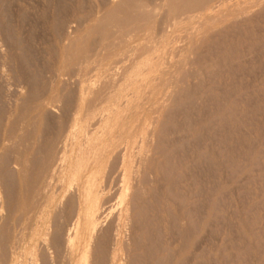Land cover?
<instances>
[{"label": "rangeland", "instance_id": "374dc122", "mask_svg": "<svg viewBox=\"0 0 264 264\" xmlns=\"http://www.w3.org/2000/svg\"><path fill=\"white\" fill-rule=\"evenodd\" d=\"M139 1H144L145 5L148 6V8H146V10H148V12L145 10L146 15L149 12L152 13V8L154 11V9L158 8V5H160L159 0H155V1L154 0H150V1L149 0H139ZM209 1H210V4L207 5L205 10L200 12L201 18H203V19H210V18L216 16V14H218V13L219 14L224 13V15L231 14V12L234 11L233 10L234 8L235 9L239 8L240 4H241L240 7L243 6L246 3L245 1H248V3H246V4H249L251 2L252 5H256V6L260 5V6L259 7H256V6L251 7V8H253L251 10L253 11L254 14L251 13L250 14L251 17L247 16L246 21L244 19L245 17H243V18L240 17L241 18L240 20L244 19V21L241 22L239 19L238 20L234 19L236 22L234 23V21H233V25H231L229 23L226 24V22H224V23H221L220 25L219 24H213L215 26H211V27L212 28L214 27V29H212L211 27H205L206 30H208V31L204 30V33L202 34L201 38L199 39V40H201L200 44H199V46L198 45L195 46V47H197V49L194 47V53H192L190 56V59H188L190 61L189 62L187 61L188 62L187 66L186 67L184 66L183 68L181 67L182 69H184V68L185 69L182 70L184 73L181 71L180 72L181 75L179 74L180 77H178V79H179L178 81H181V83L179 82L180 85L177 88H175L174 91H172V95H170V97H169L170 100L165 102L166 101V94L168 91V86L166 85L167 86L166 87L163 83H165L167 81L166 79H168V80L170 79L169 76L167 78V75L171 76L172 72L178 66L181 65L182 62L179 63L181 61L180 59L183 60V57H184V56L183 57L181 56L182 58L179 59L177 57L170 56L171 58H174L173 59L174 61L170 62V60L172 61V59L170 58V60H169V58L167 59L166 56H167V54L169 56V54L174 53L176 50H177L176 52L178 53L179 50L181 51L182 49H186L184 46L187 45V42L184 41L185 38L182 40V37L184 36L185 33L188 34V30L193 25L195 26L194 20H193L194 23L191 21L190 22L189 21H186V22L183 21V22L177 23L179 25H175V26H177L178 29L174 30V28H176L175 26H174V28L169 27V28H172L173 30L167 29V27H165L166 26L165 25L166 24V17H165L166 15H165V13H163L164 11L159 10L160 12L157 11V13H158V14H156L157 16L154 17L155 14H153V18H154V19L152 18L153 20H151V19H150V21L145 20V22H148V23H144V22L139 23L140 26H141V24H144L143 28H142V26L140 28L139 25H138V27H136L137 24H135V29L140 28L139 32H134L133 31L134 26H132V25H130L131 28H133L132 30H130L131 29L130 26H127V28H129V29L125 28L126 31L129 30V32H132V31L134 32V34L133 33L128 34V35L131 34L132 38L130 36V39H129L128 35H125V36H128L127 38H125L124 35H121V32H122V34H123V32L128 33L126 31H124L125 29H121V32H119L120 31L119 30L118 32L120 34L117 32V30H113L114 32L116 31L115 32L116 34L118 33L117 34L118 36L115 34L117 37L120 36L119 38H115L116 36H114L113 31H111L112 27L110 29V27L108 25V29H107V26H106V29H103L102 27L105 26L106 23L105 24L103 23L104 24L103 25V24H101V22H103V21H98V19L101 20L103 17H105L104 14L107 15V12L110 13L111 11H113L111 9L114 8L115 4L111 1H108V0L107 1L106 0H101V1L100 0H0V9H1L0 10V16H1V13L4 15V16L0 17L1 18L0 21L2 22V24H4V25H2L0 22V26H2L0 28V80H1L0 81V86H1L0 87V100H1L0 101V120H1L0 121L1 122L0 123V153H1L0 163H2V164H0V168H1L0 178L1 179L5 178V179L9 180V182H8V180H3L5 182L0 180V182H2L4 184L3 185L2 183H0V200H1V202H3L2 207L5 206V208H3L2 211H0V216L3 215V218H4L3 219L2 216L0 217V219L2 218L0 220V223H1L0 226L3 227V228H1V227L0 228H1V231L3 230L2 233L4 236L3 237L2 233L0 232V236L3 237V238L2 237L0 238V240H1L0 252L2 251L0 254V264H60V263L66 264L65 262H67V264H79L80 262L77 263L79 261L78 260L79 256L81 257V254L84 252V249H85L83 246H86L87 244H88V249L90 247L89 251L96 250L94 252L92 251L90 254V258L94 257L92 259V261L90 259V264H96L95 262H97L98 264H112V263L113 264H264V68H263L264 67V63H263L264 62V48H263L264 47V41H263L264 40V28H263L264 27V3L259 4V3H257V0H255V3H254V0H252V1H249V0H209ZM218 1H219V3H218ZM243 2H245V3H243ZM56 3H58V4H56ZM104 3H106V4H104ZM262 5H263V7H261ZM221 8H222V10H221ZM254 8H255V10L258 8L257 9L258 11L257 10L254 11ZM210 10H211V12H210ZM212 10L215 12L217 11L218 13H213ZM219 11H221V12H219ZM8 15H9V17H8ZM99 15H100V17H99ZM146 15H144V16H146ZM150 15L151 14H149V16ZM255 15H257V16H255ZM260 15H262L263 17ZM162 16H163V19H162ZM255 17H256V19H255ZM62 18L63 19L67 18L68 20H65V19L63 20ZM148 18H150V17H148ZM79 19H82V20H79ZM77 20H78V22H77ZM147 20H149V19H147ZM81 21L83 22L82 24H80ZM159 21L161 22V24ZM66 22H68V23H66ZM99 22L101 24L100 27L102 26L101 28L99 27ZM187 22H189V24L190 23L191 24L193 23V24L189 25V24H187ZM249 22H250V24H249ZM57 23H58V25H56ZM69 23H70V25H69ZM71 23H73V25ZM54 24H55V26H54ZM145 24H146V26H145ZM157 24H158V26H157ZM180 24L181 25L186 24V25L185 26L183 25V27L182 26L178 27V26H180ZM228 24H229V26L231 25L233 28H230L231 26L229 27ZM62 25H63V27H62ZM162 25L169 32V33L166 32V33H168V40H166L167 37H165V39L163 38L162 33L164 32L163 34H165L166 30H164ZM187 25H189V26H187ZM221 25H223L224 27ZM57 26L61 27V28H58ZM70 27L74 31L68 30V28L71 29ZM161 27L163 28L162 30H161ZM234 27H235V29H234ZM181 28H183V30ZM55 29H56V31H55ZM102 29L104 32L102 31ZM5 30H7V31H5ZM57 30H58V32H57ZM97 30H100V31H97ZM105 30H106V33H105ZM176 30L177 31L179 30L182 33L184 32V34H181L180 32H179L180 33L179 34ZM237 30H239V31H237ZM12 31L14 34H12ZM67 31L71 32V33L69 34ZM159 31L162 33H160ZM60 32H61V35H60ZM110 32L113 34H110ZM152 32L153 33L155 32V33L153 34ZM158 32L160 33V35H162V38L164 40L162 38L159 39L158 38L159 35H155V34H158ZM170 32L171 33L177 32V33H175V34H177V36L174 35L173 33L170 34ZM217 32H218V34H217ZM1 34H2V36H1ZM7 34L9 35V37ZM107 34H109L110 37L107 36ZM152 34L158 38V39L153 38L154 42L156 41V43H152L153 39L150 41V39L153 36ZM169 34H170V38H169ZM178 34L180 36L182 35V37L179 38V43H180L179 46H177V44H179V43H176L178 41L176 39H178V37H179ZM186 34H185V37H186ZM234 34H236L237 37ZM148 35H150V37H151V38H147L150 42H148V40L146 41V39H145V37ZM164 36H167V34ZM249 36L251 37V39L252 38L253 39L251 40ZM12 37H13V39H12ZM123 37H124V39H123ZM159 37H161V36H159ZM83 38H85V40H83ZM94 38H96L95 39L96 43L94 41ZM120 38L123 40H121ZM228 38H230V39H228ZM14 39H15V41H14ZM117 39H119V40H117ZM169 39L171 41L172 40H174V41L169 42ZM180 39L183 41V42L181 41L182 44L180 42ZM100 40H102V41H100ZM144 40H145V43L151 44V46L145 45V43L143 44ZM112 41H115V42L112 43ZM116 41H118L117 42L118 45L116 44ZM159 41H161V43H163V44L165 43L166 45H168V47L161 45V43H158ZM3 42H6L7 44L6 43L3 44ZM48 42H49V44H48ZM109 42H111V43L109 44ZM119 42H121V43H119ZM184 42L186 44H184V46L181 47ZM198 42L196 44H198ZM227 42H228V44H227ZM175 43H176V45H174ZM214 43L218 47L220 45L219 49ZM159 44L161 45L162 48L167 47L169 53H168V51H166V48L162 50L161 47H160V50L162 51V53L157 51V50L155 52L153 50V46L155 45V47L157 46L158 47L157 49H159V46H160ZM68 45H69V47L67 48ZM90 45H92V46H90ZM142 45H145V47L143 46V49L141 47ZM248 45H250V46H248ZM104 46H106V47L104 48ZM113 46H115V47H113ZM147 46H150V47L146 48ZM208 46L210 47V49H208L209 48ZM213 46L216 48H214ZM134 47H136L137 50H138V48H140L139 50H141V52L139 50H138L139 52L136 50V53H134V54H136V56H134V58H133L132 55H134V54H132V52H135V51H133V49L135 50ZM211 47H212V50H211ZM224 47L226 48V50L223 49ZM234 47H236V48H234ZM253 47L255 49H253ZM256 47H258V48H256ZM27 48L31 49V50L29 51ZM102 48H104V49L108 48L107 49L108 51L104 50ZM145 48L150 49V51L147 50L148 52H150V53H148V55H146L147 52H146ZM129 49H131V51ZM206 49H207V51H206ZM216 49H217V51H216ZM257 49H259V50H257ZM22 50H23V52H22ZM89 50H90V52H88ZM142 50H144V53H142L143 52ZM218 50L219 51L221 50L220 53L218 52ZM229 50H231V51H229ZM242 50H245V52L244 51L242 52ZM92 51H94V52H92ZM127 51L128 52L130 51L129 54L130 55L132 54V55L129 56ZM152 51H154V52H152ZM200 51H202V52H200ZM97 52L100 55H96ZM157 52L159 54H157ZM231 52H232V54H231ZM84 53H85V55H87V54H89V56L91 54L92 55L90 58L87 56L88 57L87 58L84 55ZM126 53L128 54V56ZM139 53L140 54L142 53L143 55L141 54V56H140ZM163 53L166 55V56L165 55L164 56L167 60H163L164 58H161V56L164 57ZM198 53H199V55H198ZM225 53H226V56H225ZM247 53H249V54H247ZM23 54L26 56H24ZM28 54H30V55H28ZM154 54H157L156 55L158 57V58L156 57L157 59L154 57L155 56ZM204 54L207 55L206 56L207 58L205 57ZM212 54H214V55H212ZM253 54H254V56H253ZM95 55H96V57H95ZM150 55H151L150 58L152 59V57H154L153 60L156 63H158V65H155L153 60L150 59L151 64H154L155 70L158 71V72L155 71V73H156L155 78H156V81H158L157 83L154 81H153L154 83H152L150 80L153 77H149V80L145 79L143 84H140L139 81H141L140 80L141 77H140V79L138 77L137 79L133 78L129 81V83H131L132 81L134 82V83L133 82L131 83V85H133L132 87H130L131 85H129V88L124 89V87H125V86L123 87V85H125V84H123L124 81L122 82V85L120 84L121 82L120 83L118 82L117 83L118 85L115 84L116 81L119 79V77L115 78L116 76H113L110 73H113V74L115 73L116 75H118L119 73H121V71H119V73L116 72L119 69L124 71V68H126L128 70L130 69L129 71H131L134 68L136 69V66L139 69L141 62L145 58L149 59ZM179 55H181V54H179ZM247 55L248 56L250 55V56L248 57ZM139 56H140V58H138ZM175 56H178V55H175ZM126 57H128V61H126ZM203 57H204V60L201 59ZM82 58H84V59H82ZM159 58H161L163 61H166V63L164 62L165 64H163L162 63L163 61ZM219 58H221L220 59L221 61L219 60ZM120 59H123L125 61L122 63V60L120 61ZM130 59H131V62H130ZM137 59L140 61V63ZM216 59L218 62H216ZM234 59H235V61L236 60L237 61L233 62ZM93 60L95 61V63ZM157 60H159V62ZM175 60H177V61H175ZM79 61L80 62L82 61V63H80ZM119 61L121 62L120 64H118ZM137 61L139 63L138 65H137ZM191 61H192V63H191ZM232 62H233V65H232ZM113 63L118 67L114 66ZM129 63L131 64V66H129L130 65ZM160 63L163 65L161 69H159V65H161ZM227 63H229L230 65ZM77 64H79V65H77ZM135 64H136V66H134ZM202 64H204V65H202ZM97 65H99V66L96 67ZM126 65H127V67L128 66L129 67L127 68ZM221 65L223 67V70H222ZM132 66H133V68H132ZM156 66H158V67H156ZM225 66H226V68H225ZM235 66H237V67H235ZM92 67H94L95 69H93ZM115 67L117 69H115ZM122 67H124V68H122ZM163 67H165V68H163ZM171 67H172V69H171ZM77 68H79V69H77ZM106 68L108 70H106ZM110 68L112 70H114L115 72L112 71ZM212 68H214V69L212 70ZM98 69L100 71H98ZM168 69H169V71H167ZM192 69H193V71H192ZM41 70H42V73H45V74L42 75V73H40ZM88 70H89V73H88ZM94 70H97V71H95V73H94L93 72ZM186 70H187V74H186ZM221 71H222V73H221ZM35 72H38L40 74V76L38 73H37V76H35L36 75ZM72 72H73V74H72ZM90 72H91V74H90ZM103 73H104V75H103ZM108 73L110 75H107ZM160 73H161V75H160ZM162 73L163 74L165 73V75H163ZM229 73H230V75H229ZM157 74H159L160 76L157 77ZM185 75L186 76L188 75V77H186ZM200 75L203 77H201ZM1 76H2V78H1ZM106 76H110V77H106ZM111 76L113 77V79ZM118 76H120V75H118ZM161 76H162V78H160ZM163 76H164V79H163ZM193 76L195 78L198 77L197 78L198 80L195 79ZM251 76H253V77H251ZM79 77H81V78H79ZM23 78H25V80H22ZM34 78H35V80H34ZM38 78H40L41 80ZM46 78L48 80L49 79L50 80L48 81ZM76 78H77V80H75ZM193 78H194V80H193ZM109 79L110 80L112 79V82H113V80H115L114 81L115 82L114 88L119 86V88H115L116 89L115 93H114V89L112 88L113 86H111V85H113V83H111V81ZM157 79H159L160 81ZM201 79L203 80V82ZM67 80H69V81H67ZM70 80H71V83H69ZM92 80H94V81H92ZM99 80H100V82H99ZM107 80H109L110 82L108 81L109 82L108 83ZM134 80H136V81H134ZM2 81H4V82H2ZM148 81H150L152 86L149 84ZM18 82H20V83H18ZM98 82L100 85L98 84ZM72 83H73V86H72ZM141 83H142V81H141ZM196 83H197V87H195ZM202 83H203V85H202ZM101 84L103 86L106 84L104 86L105 90L104 89L102 90L103 86ZM134 84H135V86L138 84L140 90L138 89V86L136 89ZM156 84H158V85H156ZM241 84H243V85H241ZM95 85L99 86L100 90ZM107 85H109L110 88H112V90H109L110 88H108L109 91L107 90L108 92L106 94H108L109 92H110L109 94H111V91H113L112 93L115 95L112 94V96H114V97H112L110 95L111 98L109 96L105 95L106 97H108V99L104 98V100H103L102 98L104 97L103 95L105 92H102V91H106V89H107L106 87H108ZM148 85H149V88H148L149 91L148 90L146 91L145 89H147L146 87ZM190 85H192V86H190ZM86 86L88 88L91 87V89H89L90 91H88V98L89 99L87 98V93H85L86 96L84 95L85 99L84 98L81 99V98H79L81 89L86 90V88H87ZM120 86L123 87V90H119ZM141 86H142V89H141ZM180 86H181L182 90L180 89ZM210 86H211V88H210ZM29 87L30 88L33 87V88L30 89ZM153 87H154V89H152ZM186 87H188V88L190 87V89H188ZM13 88H14V90H13ZM88 88H87V90H88ZM96 88H97V90H96ZM130 88H131V90H130ZM185 88L187 91L185 90ZM228 88H229V90H228ZM9 89H11V91ZM68 89H70V90H68ZM92 89H94V90L92 91ZM208 89H210L211 91L210 90L208 91ZM67 90L70 91L71 93L68 92ZM137 90H139V92H141V93H139ZM151 90L152 91L155 90V92H153L154 94H152V95H151V93H152ZM193 90L196 91L197 93H193L194 92ZM197 90H199V92ZM97 91H99L103 95L98 93ZM120 91H123V93H121ZM94 92H97V93H94ZM143 92H145V94ZM147 92H148V94H147ZM163 92L165 94V97L163 96L164 94H162ZM185 92H186V94H185ZM231 92H232V94H231ZM13 93H15L16 95ZM131 93L132 94L135 93V95L133 96ZM241 93H243V94H241ZM10 94H11V97H10ZM36 94H38V95H36ZM67 94H69V95H67ZM94 94H98V95L100 94L101 98L98 97V95L95 97ZM122 94H126V96H127L126 98H128V99L130 98V100L125 99L124 95H123L124 97L121 99L120 96ZM228 94L232 95V97L229 96ZM39 95H41V96H39ZM89 95H91V96L89 97ZM118 95L120 98L118 97ZM130 95H132V96H130ZM149 95H151V97ZM153 95H154V97H153ZM203 95H205L204 96L205 98L203 97ZM68 96H69V98H68ZM70 96H71V98H70ZM172 96H173V98H172ZM183 96L185 97L184 99H183ZM30 97H31V99H30ZM62 97H63V99H62ZM74 97H77V98H74ZM93 97H95V98H93ZM115 97H117V98H115ZM201 97H203V98H201ZM72 98H74V99H72ZM196 98H197L198 102L200 101L199 103L195 102ZM68 99H71V101ZM93 99L94 100L96 99L97 106L95 105V103H93L91 105V102L92 101L94 102ZM97 99L101 100L103 102H101V101H100L101 103L97 102L98 101ZM114 99H116V100H114ZM117 99H119V100H117ZM123 99H124V101H121ZM136 99H137V101H136ZM163 99H165V101ZM193 99H194V101H191ZM72 100H73V103H72ZM88 100L91 101L89 104H90V106H92V112H91V109H89L88 111L93 116H91V114H88V111H87V107L89 108V105L86 102H89ZM138 100H140V101L142 100V102H140ZM24 101H26L27 105L25 103H23ZM66 101H70L71 104L69 102H66ZM104 101L106 104L104 103ZM115 101L118 103H119V101H121L120 105H119L121 108L115 109V111L112 109L110 110L111 105H112V107L115 106V107H113V109L119 107L118 103H116ZM202 101H203V103H202ZM257 101H259V102H257ZM193 102L195 103V105ZM205 102H207L208 104ZM20 103H21V105H20ZM57 103H58V106H57ZM102 103H103V105H102ZM164 103H166V106H163ZM179 103L181 105H179ZM187 103H188V105H185ZM220 103H221V105H220ZM225 103H227V104L225 105ZM69 104H70V106H69ZM93 105L96 107H94ZM100 105H102V106H100ZM105 105L107 106V108L104 107ZM124 105L128 109L127 113H126V117L124 118L125 120L123 119V122L121 124H119V126L117 125L116 128H115V126L112 127L111 132H109L110 130L108 129L106 131L107 133H105L106 124H105V122L103 123V121H104L103 119L106 118L105 116H108V115L110 117H111V115L114 116V114L116 112H118L119 110H122L125 107ZM176 105H177V107H176ZM189 105H191L190 108H188ZM99 106L103 109H101ZM178 106L179 107L182 106V108H179ZM201 106H202V108H201ZM20 107H22L23 109ZM98 107L100 110L98 109ZM104 108L106 109V111H104L105 113L107 111L108 112L110 111V112H113V114L111 113V115L110 114L107 115V113H106V115L105 114L102 115L103 119L101 121L100 116L103 113L102 111L105 110ZM129 108H131V109H129ZM21 109L23 110V112ZM61 109L65 110V111L63 112ZM166 109L170 112H167ZM181 109H182V111H180ZM194 109H195V111H193ZM69 110H70V112H69ZM94 110H96V111H94ZM116 110H118V111H116ZM56 111H57V113H55ZM165 111H166V114H165ZM85 112L88 116L85 114ZM99 112H100V115L97 116V118H98L97 120L101 121V122L98 123V121L94 120V118L96 119V115L99 114ZM194 112H195V114H193ZM63 113L64 114L66 113V114L64 115ZM183 113H185L186 115ZM60 114H61V116H60ZM225 114L227 117L225 116ZM46 115H49V117ZM174 115L176 118L174 117ZM184 115L187 117H185ZM167 116H169V117H167ZM66 117H67V119L69 117L68 121H67ZM90 117H94V118H91L93 120H90ZM184 117H185V119H184ZM189 118L192 120L190 121ZM84 119H85V121H84ZM54 120H55V122H53ZM60 120L61 121L63 120L65 122L62 121L63 122L62 123V122H60ZM188 120H189V122H188ZM81 121H83L85 123H83ZM87 121H88V123H86ZM89 121H91V123L93 125H94V122L96 121V123H98L101 126V128L105 127L104 128L105 130L102 129V132L104 134L102 132H100L101 128H100V126H97L98 124H96L93 127V125L91 123H89ZM154 121H156L155 127L153 128V126H152V128L150 130L149 129L150 124L151 123L153 124ZM184 121H185V123H184ZM176 122H178V123H176ZM67 123H69V124H67ZM146 123L148 124L146 126L147 127L149 126L148 128L145 126ZM180 123H181V125H180ZM187 123L189 124V126L187 125ZM60 124H62V125H60ZM65 124H66V126H65ZM85 124H87V125H85ZM75 125H76V128H75ZM164 125H166V126H164ZM240 125H241V127H240ZM77 126H78V128H77ZM85 126L86 127L88 126L89 128H92V129L89 130V132H88L89 128H86ZM31 127H33V128H31ZM47 127H49L50 130ZM95 127H96L95 132H97V133L94 134V132L92 133V131L94 130ZM123 127H125V129L122 131ZM206 127H208L209 129ZM74 128L76 129V131ZM164 128L166 130H164ZM70 129H73V131L71 132ZM98 129H99V131H98ZM115 129H116V131H115ZM143 129L145 130L144 132H143ZM146 129H148V131ZM182 129H183V131H182ZM214 129H215V131H214ZM84 130L86 132L90 133V135L85 133ZM152 130H154V136L152 139L153 140L152 146H149L150 143H148L147 144L148 147H146L145 144H143V143H145V142L147 143V141L149 140L148 138L150 136V135L148 136L147 133L150 134L152 132ZM27 131H28V133H27ZM166 131H167V133H166ZM82 132H83V135H85V134L89 135V140H91L90 142H89V140L87 141L88 137L86 138V136L82 135ZM163 132H165V133H163ZM111 133H113V134H111ZM141 133H143L142 135H144L146 133V136H148V137L147 138L144 136L142 137L140 135ZM203 133H205L206 135ZM72 134L73 135L76 134L75 139L73 138L75 135L72 136ZM99 134L101 135L100 137H104V139L103 138L99 139L100 138V137L98 138ZM102 134H103V136H102ZM10 136L13 139L10 138ZM42 136H44V137L41 139ZM55 136H56V138H55ZM81 136L83 138H81ZM95 136L99 141L95 138ZM115 136H117V137H115ZM138 136H141V139L142 138L143 139L141 140L140 137H138ZM167 136H169V137L171 136V137L169 138ZM37 137H38V139H37ZM90 137L92 139H90ZM7 138H9V139H7ZM26 138H27V140H26ZM115 138H116V140H115ZM144 138L147 140H145V142L141 143L140 140L144 141ZM215 138H216V140H215ZM77 139H80V140L78 141ZM94 139H96L97 141L96 140L94 141ZM106 139H108V140H106ZM111 139H113V140H111ZM135 139H136V141H135ZM138 139H139V143H138ZM23 140H25V141H23ZM84 140L87 141L86 144L89 146H87L85 144ZM45 141H47V142H45ZM150 141H151V137H150ZM81 142L84 143V147L86 148V151L87 150H90V151L93 150L91 152L92 155L94 154L92 156V158L94 156H96V157H94L96 160L93 158V160H95L96 163H95V166H92L94 164L89 163L87 165L88 162L87 163L85 161L82 162V164H83L81 166L82 168L80 167L81 171L80 170L78 171V173H79L78 175H79L80 179H78V175L76 174L77 175V177H76L75 174L72 173V170L74 169V166L76 165V161L74 162V160H76V157H77L76 154H78L79 151H80V153L85 152L84 151L85 148L83 147V143H81ZM131 142H132V146H131ZM202 142H204L203 145H201ZM62 143H66L67 145L66 144L64 145ZM92 143H94L95 145L94 144H93L94 146L91 145ZM79 144H81L82 146H80ZM104 144H107V145L103 146ZM126 144H127V146H125ZM137 144H138V146H137ZM140 144H141V146L144 145L143 149L141 148ZM169 144H171V145H169ZM187 144H188V146H187ZM10 145H11V147H10ZM129 145L134 149H132ZM133 145L134 146L136 145L135 146L136 148ZM47 146H48V148H47ZM62 146L64 147L65 150L68 149L67 151H65V154H61L62 151H59V150H63ZM100 146H101V148H100ZM27 147H29V148H27ZM51 147H53V148H51ZM73 147H75V148H73ZM88 147H90V149ZM92 147H94V149ZM98 147L100 149H95ZM103 147H105V148H103ZM124 147H126V148H124ZM36 148H38V149H36ZM77 148H79L78 149L79 151L77 150ZM81 148L83 150H80ZM12 149L15 151L14 153H10V152H13ZM39 149H40V151H39ZM102 149H104L103 150L104 152L102 151ZM147 149H149L148 153H147ZM165 149H167V150H165ZM37 151L40 154L37 153ZM72 151H74V152L72 153ZM100 151H102L103 154H101L102 152H100ZM131 151H133V152H132V155L129 157L130 159L126 158L131 154ZM173 151H176L177 153L173 152ZM7 152H9L11 155ZM2 153H4V154L2 155ZM6 153H7V155H6ZM16 153H18L17 156H16ZM48 153H50L52 155H50ZM56 153L58 155L59 154L62 155V157L64 156V158L66 157L65 158L66 160L63 161L64 158H62L60 155L58 156ZM62 153H64V151ZM123 153L125 155H123ZM146 153H147V155H146ZM43 154H44V156H43ZM139 154L141 156L142 155H145V156L140 157ZM31 155H32V157H31ZM135 155H137V156H135ZM117 156H118V159H117ZM152 156H153V158H151ZM6 157L8 158V160L10 159L8 162H6V160H4V159H7ZM47 157H48V159H47ZM54 157L56 159H54ZM99 157H100V159H99ZM59 158H60V160H59ZM139 158L140 159L145 158V159L140 160ZM35 159H36V161H35ZM61 159L63 162H60ZM135 159H139L138 160L139 163ZM37 160L39 163L37 162ZM117 160H119V161H117ZM121 160H122V162L124 160L125 161L128 160L125 163V167L122 164ZM134 160L138 163V165ZM144 160H146V161H144ZM57 161L59 163H57ZM140 161H141V163H144V164H141ZM142 161H144V162H142ZM54 163H56V164H54ZM63 163H64V165H60ZM131 163H132V165H131ZM145 163H147V164H145ZM154 163H155V165H153ZM4 164L8 165V166H5ZM4 166H5V168H4ZM15 166H16V169L18 168L17 170L13 169V168H15ZM2 167L4 168V170ZM225 167H226V169H225ZM151 168L153 171L151 170ZM39 169H40V171H38ZM60 169H61V171H60ZM84 169H86V170H84ZM131 169H132V171L133 170L134 171L132 172ZM24 170H25V173H24ZM144 170H146V171H144ZM137 171H138V173H137ZM22 172L24 175L22 174ZM113 172H115V173H113ZM125 172H126V174H125ZM13 173H15L16 176ZM31 173H32V175H31ZM145 173H146V175H148V177L145 176ZM42 175H43V177H42ZM89 175H90V177H89L90 180H88ZM106 175L108 177H106ZM129 175H130V177H129ZM137 175H138V177H137ZM163 175H165V177ZM14 176L17 179L14 178ZM28 176H29V178H28ZM124 176H126V177H124ZM12 177H13V179H12ZM36 177H38V178H36ZM92 177H94L95 179ZM128 177L130 179V182L131 181L134 182L133 184H135V186L137 187V188L134 187V189H133V191H134L136 188V192L134 191L135 193H132L133 194L132 197L134 196L132 198V200H133L132 204L133 205L130 206V210H129L130 214L128 213L129 218L131 216L132 219L128 218L127 220L123 219V220L115 221V222L112 221L116 225L113 224L112 222H110L111 228L109 227V223H107L108 226L107 225L104 226V227H107L106 228L107 232L103 227L102 231L100 230V231H97L96 234L94 233V238H93V236L90 237V231H88L89 230L88 227L84 225V219H83V217H84V204H82V197L80 198L81 187L83 185L85 186V184H87V183L91 184L90 183V181L92 182L91 179H94L93 182H96V184L94 183L95 185H93V182H92V184L90 185L92 188L89 187L90 191L88 190L89 193H87V194H90V196H91V194H92V196H93V194L97 195L98 193L100 194V190H101L105 197L102 195V193H101L102 197L100 195H97V196H93V197L91 196V198L89 199V196H88L89 202H91L93 198L97 197L95 199V201H96L100 196L101 198L99 199V201L100 202H103V200L105 202L107 201V202H109V206H111V205L113 206L114 204L117 203L115 206H113V208H115L117 210V208H119L120 206H123V203L121 204L119 202L120 201L119 199H121L119 192L121 193L120 190L126 184L125 183L126 180H129ZM62 178H63V180H62ZM74 178H75V180H74ZM114 178H117L118 180L114 179ZM143 178H144V181H143ZM148 178L150 179V181ZM166 178H167V180H166ZM31 179H33V181ZM38 179H39V181H38ZM107 179H108V181H106ZM137 179H138V181H137ZM140 179H141V181H140ZM87 180L89 182H87ZM164 180H166V181H164ZM15 181L17 183H14ZM61 181H63V182H61ZM145 181H146V184H145ZM12 182L14 184H16L17 186L16 185L14 186ZM28 182L30 185L28 184ZM8 183L11 184V185L9 184L10 186L8 185L10 188L6 185ZM70 183H73V184L70 185ZM122 183H125V184L121 185ZM89 184H88V186H89ZM138 184H140V187ZM159 184H160V186H159ZM2 185L5 186V188ZM68 186L69 187L72 186V187L67 188ZM93 186L95 189H93ZM104 186L107 188V190H104L106 194L102 190V189H104V188H102ZM48 188L49 189L51 188V189L49 190ZM57 188H58V190H57ZM92 189H93V191L91 192ZM141 189H143V190H141ZM7 190L9 192L8 195H7ZM11 190H13V192ZM32 190H34V192ZM44 190L46 193L44 192ZM67 190H69V191H67ZM167 190H168V192H167ZM23 191L25 192L24 194H23ZM39 191H40V193H39ZM54 191H55V193H54ZM85 191H87V190H85ZM10 192H12V193L10 194ZM74 192H75V194H74ZM63 193H65V194H63ZM138 193L139 194L141 193V194L136 195ZM4 194H6V195L4 196ZM112 194H113V196H112ZM149 194H151V195H149ZM168 194H170V196ZM115 195H117V196H115ZM39 196H40V198H38ZM114 196L116 198H114ZM119 196H120V198H119ZM15 197H16V199H15ZM103 197H104V199H103ZM28 199L30 200V202ZM34 199H37V200H34ZM4 200L7 201V203L4 202ZM113 200H114V202H113ZM134 200H136V201H134ZM37 201H39V202H37ZM36 202H37V204H36ZM97 203H99V202H97ZM118 203H120L121 205ZM148 203L150 204V206ZM34 204H35V206H33ZM41 204H42V206H41ZM23 206L24 207L26 206V207L23 208ZM134 206H136V207H134ZM65 207H67V208H65ZM73 207L74 208L76 207V208L73 209ZM101 208L102 207L100 205L98 213L100 212V210L103 209V208L102 209ZM136 212H138V213H136ZM8 213H10V214H8ZM59 213H60V215H63V216H60ZM72 213L73 214L75 213L74 216ZM4 215H5V217H4ZM70 216H72V217H70ZM8 217H10V218H8ZM65 217H67V218H65ZM19 218H21V220H19ZM137 218H138V220H137ZM8 219H9V222H7ZM38 219H40V220H38ZM2 220H4L5 222L4 221L2 222ZM74 220H77V221H74ZM134 220H136V221L134 222ZM19 221H20V223H19ZM69 221H70V223H68ZM130 221L132 222V224ZM78 223H79V235L77 236V238L74 239V241L72 243L73 247L72 246L69 247L66 245V239H65L66 234H67L66 232H68V231L71 232L72 231L70 229L71 226L74 228L75 224H78ZM111 223H112V225H111ZM59 224H60V226H59ZM117 225H118V227H117ZM128 225H130V226H128ZM17 226H18V228H17ZM4 227H5V230H4ZM63 227H64V229H63ZM112 227L114 230L112 229ZM58 228L60 229L61 232L59 231ZM61 229H63V230H61ZM108 229H109V231H108ZM110 230H113V231L110 232ZM126 231H129V232H126ZM52 232H53V234H52ZM62 232H63V234H62ZM113 233H115V235H113ZM6 235H7V237H6ZM96 235H99V237H97ZM100 235H103L104 237L100 236ZM123 235H124V237H123ZM129 235L130 236L132 235V236L130 237ZM115 236H117V237H115ZM19 238H20V240H19ZM117 238H118V240H117ZM109 241H110V243H109ZM57 242H58V244H57ZM90 242H92V243L89 244ZM127 244H129V245H127ZM63 245H64V247H63ZM95 246H97V247H95ZM112 248H114V249H112ZM126 248L127 249L129 248V250H127ZM100 249L103 251L101 252ZM104 249H105V251H104ZM101 255H102L103 259L101 258ZM106 255H107V258L109 257L108 259H105ZM76 258H77V260H76ZM112 258L115 260H113ZM131 258H132V260H130ZM123 259H124V261H123ZM58 260H59V263H58ZM80 261H81V259H80Z\"/></svg>", "mask_w": 264, "mask_h": 264}, {"label": "bare ground", "instance_id": "6f19581e", "mask_svg": "<svg viewBox=\"0 0 264 264\" xmlns=\"http://www.w3.org/2000/svg\"><path fill=\"white\" fill-rule=\"evenodd\" d=\"M100 1H101V0H100ZM106 1H107V0H106ZM108 1H111V2H113V3L115 4L114 8L111 9V10H113V11H111L110 13L107 12V15L104 14V15H105V17H103L104 19H103V18H102L101 20L98 19V21H103V22H101V24H103V23H104V24H105V23L107 24V25L105 24V26H103V27L101 26L103 29H106V26H107V29H108V25H109L110 29H111V27H112V30H111V31H113V30H117V32H118V31L120 30L119 32H121V29H125V28H127V26L132 25V26H134V30H133V31H134V32H139V29L141 28V26H142V28L144 27V26H143L144 24H141V26H140L139 23H143V22H144V23H148V22H145V20H146V21H150V19L153 20V19H154V18H153V14H155L154 17L157 16L156 14H158L157 11H159V10H160V11H161V10L164 11L163 13H165V15H166V16H165V15H164V16L166 17V24H165L166 26H165V27H167V29H171V30H173L172 28H169V27H173V28H174L175 25H179V24H177V23H180V22H183V21H185V22H186V21H189V22L191 21V22H193V23H194V21H195V26H194V25H193L194 27H193V26H192V27L190 26L192 29H191V28H190V29L188 28V29H189V30H188V34L185 33V34H186V37H185L184 32L182 33V32H180L179 30H178V31L176 30L178 33L180 32L181 34H184L183 37H182V35H181V36L179 35L180 33L178 34V35H179L178 39L175 38L176 40H178L176 43H179V38H180V37H182V40L185 38L184 41L187 42V45L184 46V44H186V43L184 42L183 45H182L181 47L184 46L186 49H182L181 51L178 49V50H179L178 53L176 52L177 50L175 51L176 53L173 51L174 53L169 54V56H168V54H167L168 57L164 54L165 52L163 53V56L165 55L167 59L169 58V60H170V58H171L170 56H172V57H177V58H179V59L182 58V57L184 56V57H183V60L180 59L181 61L179 62V63L182 62V63H181L182 66H181V65L178 66V67L172 72L171 76H170V75H167V78H168V76H169L170 79H169V80L166 79V80H167V81L165 82L166 84L163 83L165 86H166V85L168 86V91H167V94H166V101H165V99H163L165 102H167L168 100H170L169 97H170V95H172V91H174V89L177 88V87L180 85L179 82L181 83V81H178V80H179L178 77H180V75H181L180 72H181L182 70L185 69V68H184V69H182V68H183L184 66L186 67V66H187V63L190 61V60H188V59H190L191 54L194 53V47L197 46V45L199 46L200 41H201V40H199V39L201 38L202 34L204 33V30H205V31H208V30H206L205 27L215 26V25H213V24H219V25H220L221 23H224V22H226V24L229 23V24L233 25V21H234V23L236 22L234 19H237V20L239 19V20H240V19H241L240 17H242V18L245 17L244 19H245V21H246V20H247L246 17H247V16H250V14L253 13V11L251 10V9H253V8H251V7L256 6V5H252L251 2H250L249 4H246V3H248V1H245L246 3L243 2V3L246 4V5L244 4L245 6L242 4L243 6L240 7V5H241V4H240V5H239V8H237V7H236L237 9L234 8V9H233L234 11H232L231 14H228V15H224V13H220V14H219L217 11L215 12V11L212 10L213 13H218V14H216V16H214V17H212V18H210V19H203V18H201V13H200V12H202L203 10H205V8L207 7V5L210 4V1H209V0H159V1H160V5H158V8L155 7L156 9H154V11H153V8H152V13L149 12V13H147V15H146L145 10H146V8H148V6L145 5L144 1H139V0H108ZM149 1H150V0H149ZM154 1H155V0H154ZM249 1H252V0H249ZM57 2H58V1H57ZM104 2H105V1H104ZM230 2H231V1H230ZM93 3H94V2H93ZM108 3H109V2H108ZM218 3H219V1H218ZM228 3H229V2H228ZM254 3H255V0H254ZM257 3L262 4V3H264V1H263V0H259V1L257 0ZM52 4H53V3H52ZM56 4H58V3H56ZM100 4H101V3H100ZM104 4H106V3H104ZM222 4H223V3H222ZM224 4H225V3H224ZM259 4H258V5H259ZM217 6H218V5H217ZM225 6H226V5H225ZM259 6H260V5H259ZM259 6H256V7H259ZM261 7H263V5H262ZM3 8H4V7H3ZM102 8H103V7H102ZM216 8H217V7H216ZM214 9H215V8H214ZM217 9H218V8H217ZM219 9H220V8H219ZM257 9H258V8H257ZM257 9H256V10H257ZM0 10H1V9H0ZM2 10H3V9H2ZM149 10H150V9H149ZM221 10H222V8H221ZM256 10H255V8H254V11H256ZM143 11H144V12H143ZM146 11L148 12V10H146ZM160 11H159V12H160ZM257 11H258V10H257ZM142 12H143L144 14H143ZM210 12H211V10H210ZM219 12H221V11H219ZM105 13H106V12H105ZM255 13H256V12H255ZM261 13H262V12H261ZM261 13H260V14H261ZM92 14H93V13H92ZM92 14H91V15H92ZM142 14H143V15H142ZM149 14H151V15L149 16ZM253 14H254V13H253ZM256 14H257V13H256ZM88 15H89V14H88ZM144 15H146V16H144ZM2 16H4V15L1 13V16H0V17H2ZM5 16H6V15H5ZM21 16H22V15H21ZM71 16H72V15H71ZM71 16H70V17H71ZM202 16H203V15H202ZM211 16H212V15H211ZM255 16H257V15H255ZM260 16H262V15H260ZM260 16H259V17H260ZM8 17H9V15H8ZM19 17H20V16H19ZM67 17H68V16H67ZM85 17H86V16H85ZM99 17H100V15H99ZM101 17H102V16H101ZM148 17H150V18H148ZM250 17H251V16H250ZM262 17H263V16H262ZM262 17H261V18H262ZM80 18H81V17H80ZM87 18H88V17H87ZM152 18H153V19H152ZM248 18H249V17H248ZM0 19H1V18H0ZM3 19H4V18H3ZM62 19H63V18H62ZM64 19H65V18H64ZM64 19H63V20H64ZM147 19H149V20H147ZM160 19H161V18H160ZM162 19H163V16H162ZM231 19H232V20H231ZM244 19H243V20H240V21L242 22V21H244ZM250 19H251V18H250ZM255 19H256V17H255ZM257 19H258V18H257ZM262 19H263V18H262ZM65 20H68V19L66 18ZM79 20H82V19H79ZM87 20H88V19H87ZM193 20H194V21H193ZM253 20H254V19H253ZM3 21H4V20H3ZM60 21H61V20H60ZM75 21H76V20H75ZM240 21H239V22H240ZM0 22H1V21H0ZM68 22H69V21H68ZM68 22H66V23H68ZM77 22H78V20H77ZM159 22H160V21H159ZM189 22H187V24H189ZM253 22H254V21H253ZM62 23H63V22H62ZM82 23H83V22L81 21L80 24H82ZM193 23H192V24H193ZM1 24H2V22H1ZM6 24H7V23H6ZM64 24H65V23H64ZM71 24L73 25V23H71ZM101 24H100V22H99V27H100ZM104 24H103V25H104ZM135 24H137L136 27H138V25H139L140 28L135 29ZM160 24H161V22H160ZM190 24H191V23H190ZM190 24H189V25H190ZM192 24H191V25H192ZM229 24H228V26H229ZM249 24H250V22H249ZM260 24H261V23H260ZM2 25H4V24H2ZM56 25H58V23H57ZM69 25H70V23H69ZM72 25H71V26H72ZM183 25H184V24H183ZM183 25L180 24V26H178V27H181V26L183 27ZM185 25H186V24H185ZM185 25H184V26H185ZM189 25H187V26H189ZM231 25H230V26H231ZM244 25H245V24H244ZM51 26H52V25H51ZM54 26H55V24H54ZM65 26H66V25H65ZM75 26H76V25H75ZM97 26H98V25H97ZM97 26H96V27H97ZM145 26H146V24H145ZM157 26H158V24H157ZM162 26H163V25H162ZM216 26H217V25H216ZM221 26H223V25H221ZM230 26H229V27H230ZM242 26H243V25H242ZM247 26H248V25H247ZM1 27H2V26H0V28H1ZM57 27H58V26H57ZM62 27H63V25H62ZM101 27H100V28H101ZM104 27H105V28H104ZM113 27H114V28H113ZM175 27H176V28H174V30H175V29H178L177 26H175ZM223 27H224V26H223ZM226 27H227V26H226ZM58 28H61V27H58ZM65 28H66V27H65ZM70 28H71V27H70ZM130 28H131V26H130ZM157 28H158V27H157ZM163 28H164V26H163ZM163 28L161 27V30H162ZM184 28H185V27H184ZM204 28H205V29H204ZM211 28H212V27H211ZM211 28H210V29H211ZM230 28H233V27L231 26ZM246 28H247V27H246ZM263 28H264V27H263ZM103 29H102V31H103ZM127 29H129V28H127ZM132 29H133V28H131L130 30H132ZM167 29L164 28V30H166V31H165V34H163L164 32H163V33L160 32L161 30L159 31L160 33H162L164 39H165V37H167L166 40H168V33H169V32L167 31ZM181 29L183 30V28H181ZM208 29H209V28H208ZM212 29H214V27H213ZM212 29H211V30H212ZM234 29H235V27H234ZM234 29H233V30H234ZM240 29H241V28H240ZM258 29H259V28H258ZM258 29H257V30H258ZM260 29H261V28H260ZM53 30H54V29H53ZM59 30H60V29H59ZM62 30H63V29H62ZM68 30H73V29H72V28H71V29L68 28ZM135 30H136V31H135ZM137 30H138V31H137ZM164 30H163V31H164ZM171 30H170V31H171ZM226 30H227V29H226ZM5 31H7V30H5ZM55 31H56V29H55ZM55 31H54V32H55ZM63 31H64V30H63ZM73 31H74V30H73ZM97 31H100V30H97ZM124 31H126V29H125ZM133 31H132V32H129V30H128V31H126V32H128V33L123 32V34H122V32H121V35H124L125 38H127V37L129 36V39H130L131 34H130V35H128V34H129V33H133V34H134ZM229 31H230V30H229ZM229 31H228V32H229ZM235 31H236V30H235ZM237 31H239V30H237ZM243 31H244V30H243ZM57 32H58V30H57ZM65 32H66V31H65ZM67 32H68V31H67ZM103 32H104V31H103ZM115 32H116V31H115ZM115 32L113 31L114 36H116V35L119 33V32H118V33L116 34ZM159 32H158V34H155V35H159V36H161V37L158 36V38L160 39V38H162V35H160ZM166 32H168V33H166ZM177 32H172V33H173L174 35L177 36V34H175V33H177ZM228 32H227V33H228ZM230 32H231V31H230ZM233 32H234V31H233ZM247 32H248V31H247ZM254 32H255V31H254ZM68 33L70 34L71 32H68ZM105 33H106V30H105ZM113 33L110 32V34H113ZM147 33H148V32H147ZM152 33H153V32H152ZM154 33H155V32H154ZM154 33H153V34H154ZM172 33L170 32V34H172ZM223 33H224V32H223ZM3 34H4V33H3ZM5 34H6V33H5ZM12 34H14L13 31H12ZM98 34H99V33H98ZM115 34H116V35H115ZM119 34H120V33H119ZM153 34H152V35H153ZM166 34H167V36H164V35H166ZM170 34H169V38H170ZM213 34H214V33H213ZM217 34H218V32H217ZM217 34H216V35H217ZM230 34H231V33H230ZM246 34H247V33H246ZM250 34H251V33H250ZM7 35H8V34H7ZM10 35H11V34H10ZM60 35H61V32H60ZM95 35H96V34H95ZM125 35H128V36H125ZM152 35H151V36H152ZM155 35H153L152 38L150 37V35L146 36V37H145L146 41L148 40L147 38H151L150 41H151L153 38L158 39ZM174 35H173V36H174ZM223 35H224V34H223ZM234 35H236V34H234ZM247 35H248V34H247ZM1 36H2V34H1ZM3 36H4V35H3ZM51 36H52V35H51ZM56 36H57V35H56ZM64 36H65V35H64ZM101 36H102V35H101ZM107 36H109V34H107ZM111 36H112V35H111ZM114 36H113V37H114ZM117 36H118V35H117ZM117 36H116L115 38H119V37H120V36H119V37H117ZM176 36H175V37H176ZM219 36H220V35H219ZM227 36H228V35H227ZM231 36H232V35H231ZM231 36H230V37H231ZM8 37H9V35H8ZM58 37H59V36H58ZM83 37H84V36H83ZM109 37H110V36H109ZM113 37H112V38H113ZM124 37H123V39H124ZM236 37H237V35H236ZM249 37H250V36H249ZM259 37H260V36H259ZM61 38H62V37H61ZM97 38H98V37H97ZM115 38H114V39H115ZM131 38H132V36H131ZM163 38H162V39H163ZM172 38H173V37H172ZM172 38H171V39H172ZM241 38H242V37H241ZM2 39H3V38H2ZM12 39H13V37H12ZM95 39H96V38H94V41H95ZM98 39H99V38H98ZM109 39H110V38H109ZM114 39H113V40H114ZM120 39H121V38H120ZM123 39H121V40H123ZM164 39H163V40H164ZM173 39H174V38H173ZM221 39H222V38H221ZM228 39H230V38H228ZM228 39H227V40H228ZM244 39H245V38H244ZM250 39H251V37H250ZM252 39H253V38H252ZM252 39H251V40H252ZM60 40H61V39H60ZM83 40H85V38H83ZM102 40H103V39H102ZM102 40H100V41H102ZM115 40H116V39H115ZM117 40H119V39H117ZM166 40H165V41H166ZM182 40L180 39V42H181ZM235 40H236V39H235ZM247 40H248V39H247ZM14 41H15V39H14ZM76 41H77V40H76ZM100 41H99V42H100ZM103 41H104V40H103ZM150 41L148 40V42H150ZM170 41H171V40L169 39V42H170ZM172 41H174V40H172ZM172 41H171V42H172ZM198 41H199V42H198ZM263 41H264V40H263ZM42 42H43V41H42ZM44 42H45V41H44ZM74 42H75V41H74ZM99 42H98V43H99ZM113 42H115V41H112V43H113ZM117 42H118V41H116V44H117ZM124 42H125V41H124ZM182 42H183V41H182ZM182 42H181V44H182ZM197 42H198V44H196ZM204 42H205V41H204ZM219 42H220V41H219ZM237 42H238V41H237ZM239 42H240V41H239ZM4 43H6V42H3V44H4ZM59 43H60V42H59ZM92 43H93V42H92ZM95 43H96V41H95ZM110 43H111V42H109V44H110ZM119 43H121V42H119ZM144 43H145V40H144L143 44H144ZM152 43H156V41L154 42V39H153V42H152ZM158 43H161V41H159ZM158 43H157V44H158ZM176 43H175L174 45H176ZM216 43H217V42H216ZM241 43H242V42H241ZM258 43H259V42H258ZM1 44H2V43H1ZM6 44H7V43H6ZM17 44H18V43H17ZM48 44H49V42H48ZM85 44H86V43H85ZM100 44H101V43H100ZM209 44H210V43H209ZM212 44H213V43H212ZM214 44H215V43H214ZM218 44H219V43H218ZM227 44H228V42H227ZM234 44H235V43H234ZM234 44H233V45H234ZM94 45H95V44H94ZM106 45H107V44H106ZM113 45H114V44H113ZM117 45H118V44H117ZM145 45H150V46H151V44H147V43H145ZM145 45H142V46H141L142 49H143V46L145 47ZM152 45H153V44H152ZM159 45H160V44H159ZM159 45H158V46H159ZM161 45H164V46H167V47H168V45H166L165 43H164V44L161 43ZM161 45L159 46V49H157L158 47H157V46L155 47V45H154V46H153V50H154L155 52H156V50H157V51H159V52L162 53V51L160 50ZM179 45H180V43L177 44V46H179ZM215 45H216V44H215ZM215 45H214V46H215ZM230 45H231V44H230ZM256 45H257V44H256ZM258 45H259V44H258ZM3 46H4V45H3ZM3 46H2V47H3ZM7 46H8V45H7ZM72 46H73V45H72ZM90 46H92V45H90ZM97 46H98V45H97ZM108 46H109V45H108ZM111 46H112V45H111ZM111 46H110V47H111ZM150 46H147L146 48H148V47H150ZM164 46H163V47H164ZM214 46H213V47H214ZM216 46H217V45H216ZM240 46H241V45H240ZM248 46H250V45H248ZM51 47H52V46H51ZM53 47H54V46H53ZM65 47H66V46H65ZM68 47H69V45L67 46V48H68ZM83 47H84V46H83ZM99 47H100V46H99ZM105 47H106V46H104V48H105ZM113 47H115V46H113ZM137 47H138V46H137ZM139 47H140V46H139ZM154 47H155V48H154ZM167 47H165V48H166V51H168V48H167ZM208 47H209V46H208ZM217 47H218V46H217ZM219 47H220V45H219ZM219 47H218V49H219ZM244 47H245V46H244ZM246 47H247V46H246ZM262 47H263V46H262ZM96 48H97V47H96ZM104 48H102V49H104ZM108 48H109V47H108ZM108 48H107V49H108ZM134 48H135V50L133 49V51H135V52H132V54L136 53L137 48H136V47H134ZM146 48H145V49H146ZM161 48H162V47H161ZM165 48H162V50L165 49ZM172 48H173V47H172ZM195 48L197 49V47H195ZM214 48H216V47H214ZM221 48H222V47H221ZM231 48H232V47H231ZM234 48H236V47H234ZM256 48H258V47H256ZM263 48H264V47H263ZM1 49H2V48H1ZM27 49H28V48H27ZM53 49H54V48H53ZM102 49H101V50H102ZM107 49H104V50H107ZM139 49H140V48H138V50H139ZM170 49H171V48H170ZM173 49H174V48H173ZM208 49H210V47H209ZM223 49L226 50L225 47H224ZM228 49H229V48H228ZM244 49H245V48H244ZM249 49H250V48H249ZM253 49H255V48L253 47ZM261 49H262V48H261ZM28 50L30 51L31 49H28ZM43 50H44V49H43ZM43 50H42V51H43ZM51 50H52V49H51ZM91 50H92V49H91ZM93 50H94V49H93ZM104 50H103V51H104ZM129 50L131 51V49H129ZM138 50H137V51H138ZM147 50L150 51V49H146V52H147V53L145 52L146 55H148V53H150V52H148ZM171 50H172V49H171ZM174 50H175V49H174ZM211 50H212V47H211ZM232 50H233V49H232ZM237 50H238V49H237ZM240 50H241V49H240ZM257 50H259V49H257ZM8 51H9V50H8ZM52 51H53V50H52ZM107 51H108V50H107ZM130 51H129V52L127 51V53L129 54ZM139 51L141 52V50H139ZM139 51H138V52H139ZM142 51H143L142 53H144V50H142ZM154 51H152V52H154ZM164 51H165V50H164ZM206 51H207V49H206ZM216 51H217V49H216ZM220 51H221V50H220ZM220 51L218 50L219 53H220ZM227 51H228V50H227ZM229 51H231V50H229ZM234 51H235V50H234ZM243 51L245 52V50H242V52H243ZM250 51H251V50H250ZM262 51H263V50H262ZM22 52H23V50H22ZM38 52H39V51H38ZM40 52H41V51H40ZM88 52H90V50H89ZM92 52H94V51H92ZM138 52H137V53H138ZM179 52H180V53H179ZM200 52H202V51H200ZM235 52H236V51H235ZM257 52H258V51H257ZM30 53H31V52H30ZM43 53H44V52H43ZM100 53H101V52H100ZM127 53H126V54H127ZM142 53H141V54H142ZM166 53H167V52H166ZM168 53H169V51H168ZM204 53H205V52H204ZM206 53H207V52H206ZM19 54H20V53H19ZM126 54H125V55H126ZM128 54H127V56H128ZM132 54H131V55H132ZM139 54H140V53H139ZM141 54H140V56H141ZM157 54H159V53L157 52ZM157 54H154V55H155V56H154L155 58L157 57V56H156ZM173 54H174V55H173ZM179 54H181V55H179ZM231 54H232V52H231ZM245 54H246V53H245ZM247 54H249V53H247ZM23 55H24V54H23ZM28 55H30V54H28ZM31 55H32V54H31ZM38 55H39V54H38ZM44 55H45V54H44ZM69 55H70V54H69ZM84 55H85V53H84ZM84 55H83V56H84ZM91 55H92V54H91ZM91 55L89 56V54H87V55H85V56H86V57L88 56V57L90 58ZM93 55H94V54H93ZM96 55H100V54L97 52ZM96 55H95V57H96ZM131 55L129 54V56H131ZM137 55H138V54H137ZM142 55H143V54H142ZM175 55H178L179 57H178V56H175ZM198 55H199V53H198ZM204 55H205V54H204ZM212 55H214V54H212ZM217 55H218V54H217ZM24 56H26V55H24ZM132 56H133V58H134V56H136V54H134V55H132ZM140 56H139L138 58H140ZM144 56H145V55H144ZM152 56H153V55H152ZM165 56H164V57L161 56V58H164L163 60H167V59L165 58ZM181 56H182V57H181ZM200 56H201V55H200ZM206 56H207V55H205V57H206ZM225 56H226V53H225ZM225 56H224V57H225ZM235 56H236V55H235ZM239 56H240V55H239ZM247 56H248V55H247ZM249 56H250V55H249ZM249 56H248V57H249ZM253 56H254V54H253ZM260 56H261V55H260ZM20 57H21V56H20ZM44 57H45V56H44ZM88 57H87V58H88ZM142 57H143V56H142ZM145 57H146V56H145ZM150 57H151V55L149 56V59H148V58H145V59L141 62L139 69H138V67H137L136 64H135L134 66H136V69L134 68V69H132L131 71H129L130 69L128 70V69H126V68H124V67H122V68H124V71H123V70H120V69H119L118 71H116V72H118V73H119V71H121V73L123 72L122 74H121V73H119V74L117 73V74L120 75V76L116 75L115 73H114L115 75H114L113 73H110V74H112L113 76H116L115 78H118V77H119L118 80L116 79V80H117L116 83L114 82L115 80H113V82H112V79H113L112 76H111L112 79H111V80L109 79V80L111 81V83H113V85H111V84H110V85L113 86L112 88L114 89V93L116 92V91H115V90H116L115 88H119V86L114 88V86H115L114 83L117 84L118 82H119V83L121 82L120 84L122 85V82L124 81V83H123V84H125V85H123V87L125 86L124 89H125V88H129V85H131V83L133 82V81H132L131 83H129V81H130L131 79H133V78H134V79H135V78L137 79V78L139 77V79H140V77H141L140 80L142 81V83H141V81H139V83H140V84H143V82L145 81V79H148V80H149V77H153L150 81H151L152 83H154V82L157 83L158 81H156V78H155V74H156V73H155V71H156V70H155V65H158V63H156V62L153 60L154 57H152V59H151ZM108 58H109V57H108ZM123 58H124V57H123ZM129 58H130V57H129ZM135 58H136V57H135ZM157 58H158V57H157ZM157 58H156V59H157ZM161 58H159V59H161ZM196 58H197V57H196ZM206 58H207V57H206ZM222 58H223V57H222ZM227 58H228V57H227ZM236 58H237V57H236ZM54 59H55V58H54ZM82 59H84V58H82ZM82 59H81V60H82ZM85 59H86V58H85ZM150 59L153 60V62L155 63V65H154V64H151V62H150L151 60H150ZM171 59H172V61L170 60V62H173V61H174V60H173L174 58H171ZM175 59H176V58H175ZM197 59H198V58H197ZM197 59H196V60H197ZM201 59L204 60V57L201 58ZM220 59H221V58H219V60H220ZM229 59H230V58H229ZM88 60H89V59H88ZM88 60H87V61H88ZM106 60H107V59H106ZM121 60H122V63L125 61V60H123V59H120V61H121ZM137 60H138V59H137ZM140 60H141V59H140ZM161 60H162V59H161ZM163 60H162V61H163ZM169 60H168V61H169ZM208 60H209V59H208ZM26 61H27V60H26ZM64 61H65V60H64ZM85 61H86V60H85ZM93 61H94V60H93ZM120 61H119L118 64L121 63ZM126 61H128V57H126ZM138 61H139V60H138ZM138 61H137V65L140 63V61H139V63H138ZM157 61L159 62V60H157ZM162 61H161V62H162ZM175 61H177V60H175ZM187 61H188V62H187ZM197 61H198V60H197ZM220 61H221V60H220ZM220 61H219V62H220ZM234 61H235V59L233 60V62H234ZM236 61H237V60H236ZM236 61H235V62H236ZM258 61H259V60H258ZM24 62H25V61H24ZM79 62H80V61H79ZM130 62H131V59H130ZM132 62H133V61H132ZM149 62H150V63H149ZM153 62H152V63H153ZM164 62L166 63V61H163L162 63L165 64ZM216 62H218L217 59H216ZM227 62H228V61H227ZM233 62H232V65H233ZM238 62H239V61H238ZM238 62H237V63H238ZM247 62H248V61H247ZM80 63H82V61H81ZM94 63H95V61H94ZM125 63H126V62H125ZM125 63H124V64H125ZM167 63H168V62H167ZM191 63H192V61H191ZM207 63H208V62H207ZM209 63H210V62H209ZM220 63H221V62H220ZM220 63H219V64H220ZM230 63H231V62H230ZM258 63H259V62H258ZM263 63H264V62H263ZM74 64H75V63H74ZM86 64H87V63H86ZM86 64H85V65H86ZM91 64H92V63H91ZM113 64H114V63H113ZM129 64H130V63H129ZM160 64H161V63H160ZM168 64H169V63H168ZM168 64H167V65H168ZM189 64H190V63H189ZM189 64H188V65H189ZM200 64H201V63H200ZM200 64H199V65H200ZM223 64H224V63H223ZM227 64H229V63H227ZM227 64H226V65H227ZM235 64H236V63H235ZM77 65H79V64H77ZM173 65H174V64H173ZM202 65H204V64H202ZM229 65H230V64H229ZM229 65H228V66H229ZM236 65H237V64H236ZM67 66H68V65H67ZM81 66H82V65H81ZM98 66H99V65H97L96 67H98ZM114 66H116V65L114 64ZM129 66H131V64H130ZM129 66H128V67H129ZM160 66H161V67H160ZM162 66H163L162 64L159 65V69H161ZM164 66H165V65H164ZM205 66H206V65H205ZM214 66H215V65H214ZM75 67H76V66H75ZM78 67H79V66H78ZM86 67H87V66H86ZM109 67H110V66H109ZM109 67H108V68H109ZM116 67H118V66H116ZM116 67H115V69H117ZM126 67H127V65H126ZM128 67H127V68H128ZM156 67H158V66H156ZM172 67H173V66H172ZM172 67H171V69H172ZM181 67H182V68H181ZM193 67H194V66H193ZM217 67H218V66H217ZM221 67H222V65H221ZM235 67H237V66H235ZM2 68H3V67H2ZM26 68H27V67H26ZM66 68H67V67H66ZM92 68L95 69L94 67H92ZM113 68H114V67H113ZM132 68H133V66H132ZM163 68H165V67H163ZM187 68H188V67H187ZM197 68H198V67H197ZM207 68H208V67H207ZM219 68H220V67H219ZM225 68H226V66H225ZM225 68H224V69H225ZM263 68H264V67H263ZM4 69H5V68H4ZM74 69H75V68H74ZM77 69H79V68H77ZM96 69H97V68H96ZM99 69H100V68H99ZM99 69H98V71L101 70V69H100V70H99ZM110 69H111V68H110ZM189 69H190V68H189ZM193 69H194V68H193ZM193 69H192V71H193ZM201 69H202V68H201ZM213 69H214V68H212V70H213ZM220 69H221V68H220ZM227 69H228V68H227ZM22 70H23V69H22ZM43 70H44V69H43ZM75 70H76V69H75ZM80 70H81V69H80ZM80 70H79V71H80ZM91 70H92V69H91ZM106 70H108V69L106 68ZM111 70H112V69H111ZM157 70H158V69H157ZM205 70H206V69H205ZM205 70H204V71H205ZM222 70H223V67H222ZM234 70H235V69H234ZM10 71H11V70H10ZM47 71H48V70H47ZM95 71H97V70H94L93 72L95 73ZM112 71H114V70H112ZM165 71H166V70H165ZM167 71H169V69H168ZM167 71H166V72H167ZM206 71H207V70H206ZM208 71H209V70H208ZM214 71H215V70H214ZM218 71H219V70H218ZM227 71H228V70H227ZM232 71H233V70H232ZM43 72H44V71H43ZM93 72H92V73H93ZM109 72H110V71H109ZM114 72H115V71H114ZM156 72H158V71H156ZM162 72H163V71H162ZM182 72H183V71H182ZM199 72H200V71H199ZM228 72H229V71H228ZM237 72H238V71H237ZM255 72H256V71H255ZM23 73H24V72H23ZM26 73H27V72H26ZM35 73H36L35 76H37V73H38V72H35ZM40 73H42V70H41ZM76 73H77V72H76ZM88 73H89V70H88ZM104 73H105V72H104ZM104 73H103V75H104ZM167 73H168V72H167ZM183 73H184V72H183ZM217 73H218V72H217ZM221 73H222V71H221ZM2 74H3V73H2ZM38 74H39V73H38ZM43 74H45V73H42V75H43ZM53 74H54V73H53ZM66 74H67V73H66ZM72 74H73V72H72ZM90 74H91V72H90ZM105 74H106V73H105ZM110 74L108 73L107 75H110ZM162 74H163V73H162ZM179 74H180V75H179ZM186 74H187V70H186ZM197 74H198V73H197ZM20 75H21V74H20ZM27 75H28V74H27ZM27 75H26V76H27ZM29 75H30V74H29ZM80 75H81V74H80ZM160 75H161V73H160ZM160 75L157 74V77H159ZM163 75H165V73H164ZM229 75H230V73H229ZM241 75H242V74H241ZM241 75H240V76H241ZM260 75H261V74H260ZM23 76H24V75H23ZM33 76H34V75H33ZM33 76H32V77H33ZM39 76H40V74H39ZM65 76H66V75H65ZM75 76H76V75H75ZM185 76H186V75H185ZM196 76H197V75H196ZM200 76H201V75H200ZM223 76H224V75H223ZM3 77H4V76H3ZM27 77H28V76H27ZM51 77H52V76H51ZM76 77H77V76H76ZM90 77H91V76H90ZM106 77H110V76H106ZM186 77H188V75H187ZM193 77H194V76H193ZM201 77H203V76H201ZM207 77H208V76H207ZM243 77H244V76H243ZM251 77H253V76H251ZM1 78H2V76H1ZM79 78H81V77H79ZM102 78H103V77H102ZM115 78H114V79H115ZM160 78H162V76H161ZM165 78H166V77H165ZM191 78H192V77H191ZM194 78H195V77H194ZM194 78H193V80H194ZM197 78H198V77H197ZM197 78H195V79H197ZM227 78H228V77H227ZM10 79H11V78H10ZM31 79H32V78H31ZM38 79H40V78H38ZM46 79H47V78H46ZM67 79H68V78H67ZM71 79H72V78H71ZM105 79H106V78H105ZM163 79H164V76H163ZM163 79H162V80H163ZM205 79H206V78H205ZM210 79H211V78H210ZM231 79H232V78H231ZM22 80H25V78H23ZM22 80H21V81H22ZM26 80H27V79H26ZM32 80H33V79H32ZM34 80H35V78H34ZM40 80H41V79H40ZM47 80H48V79H47ZM49 80H50V79H49ZM49 80H48V81H49ZM75 80H77V78H76ZM109 80H107V82H108ZM157 80H159V79H157ZM162 80H161V81H162ZM181 80H182V79H181ZM197 80H198V79H197ZM201 80H202V79H201ZM221 80H222V79H221ZM243 80H244V79H243ZM0 81H1V80H0ZM9 81H10V80H9ZM18 81H19V80H18ZM42 81H43V80H42ZM64 81H65V80H64ZM67 81H69V80H67ZM73 81H74V80H73ZM92 81H94V80H92ZM92 81H91V82H92ZM104 81H105V80H104ZM110 81H109V82H110ZM134 81H136V80H134ZM150 81H148V82H149V84L152 86V84L150 83ZM153 81H154V82H153ZM159 81H160V80H159ZM211 81H212V80H211ZM2 82H4V81H2ZM33 82H34V81H33ZM38 82H39V81H38ZM53 82H54V81H53ZM84 82H85V81H84ZM99 82H100V80H99ZM99 82H98V84H99ZM109 82H108V83H109ZM182 82H183V81H182ZM198 82H199V81H198ZM202 82H203V80H202ZM208 82H209V81H208ZM8 83H9V82H8ZM18 83H20V82H18ZM41 83H42V82H41ZM69 83H71V80H70ZM92 83H93V82H92ZM101 83H102V82H101ZM133 83H134V82H133ZM139 83H138V84H139ZM161 83H162V82H161ZM205 83H206V82H205ZM211 83H212V82H211ZM214 83H215V82H214ZM4 84H5V83H4ZM31 84H32V83H31ZM62 84H63V83H62ZM67 84H68V83H67ZM77 84H78V83H77ZM93 84H94V83H93ZM96 84H97V83H96ZM103 84H104V83H103ZM138 84H137L136 86H135V84H134V86L136 87V89H137V86H138V89H139V85H140V84H139V85H138ZM199 84H200V83H199ZM244 84H245V83H244ZM29 85H30V84H29ZM68 85H69V84H68ZM68 85H67V86H68ZM88 85H89V84H88ZM90 85H91V84H90ZM99 85H100V84H99ZM101 85H102V84H101ZM105 85H106V84H105ZM105 85H104V86H105ZM117 85H118V84H117ZM117 85H116V86H117ZM156 85H158V84H156ZM185 85H186V84H185ZM193 85H194V84H193ZM195 85H196L195 87H197V83H196ZM202 85H203V83H202ZM217 85H218V84H217ZM220 85H221V84H220ZM228 85H229V84H228ZM241 85H243V84H241ZM31 86H32V85H31ZM34 86H35V85H34ZM49 86H50V85H49ZM64 86H65V85H64ZM64 86H63V87H64ZM72 86H73V83H72ZM95 86H96L98 89L100 88V87L97 86V85H95ZM102 86H103V85H102ZM102 86H101V87H102ZM104 86H103L102 90H103V89L105 90ZM107 86H108V87H106V88H107L106 91H102V90H101L102 92H105L104 95H103L102 93H100L99 91H97L98 93H100V94H102V95L104 96V97L102 98L103 100H104V98H107V99H108V97H106L105 95H107V96H109V97L111 98V96H112V94H113V93H112L113 91H111V94H109L110 92H109L108 94H106L109 90H112V88H110L109 85H107ZM132 86H133V85H131L130 87H132ZM145 86H146V85H145ZM151 86H150V87H151ZM167 86H166V87H167ZM190 86H192V85H190ZM231 86H232V85H231ZM249 86H250V85H249ZM0 87H1V86H0ZM14 87H15V86H14ZM16 87H17V86H16ZM36 87H37V86H36ZM65 87H66V86H65ZM86 87H87V86H86ZM86 87H85V88H86ZM123 87L120 86V89H119V90H123ZM156 87H157V86H156ZM156 87H155V88H156ZM200 87H201V86H200ZM204 87H205V86H204ZM255 87H256V86H255ZM11 88H12V87H11ZM29 88H30V87H29ZM32 88H33V87H31L30 89H32ZM46 88H47V87H46ZM60 88H61V87H60ZM71 88H72V87H71ZM76 88H77V87H76ZM83 88H84V87H83ZM87 88H88V87H87ZM87 88H86V90L81 89V92H80V95H79L80 97H79V98H81V99L84 98V99H85V96H86L85 93H87V98H88V91H90L89 89H91V87L88 88V90H87ZM92 88H93V87H92ZM97 88H96V90H97ZM108 88H110V89L108 90ZM133 88H134V87H133ZM146 88H147V89H145V88H144V89L147 91L148 88H149V85H148ZM182 88H183V87H182ZM186 88H188V87H186ZM186 88H185V90H186ZM198 88H199V87H198ZM210 88H211V86H210ZM214 88H215V87H214ZM224 88H225V87H224ZM245 88H246V87H245ZM247 88H248V87H247ZM30 89H29V90H30ZM62 89H63V88H62ZM136 89H135V90H136ZM141 89H142V86H141ZM150 89H151V88H150ZM152 89H154V87H153ZM180 89H181V86H180ZM188 89H190V87H189ZM192 89H193V88H192ZM192 89H191V90H192ZM194 89H195V88H194ZM9 90L11 91V89H9ZM13 90H14V88H13ZM15 90H16V89H15ZM68 90H70V89H68ZM68 90H67V91H68ZM72 90H73V89H72ZM76 90H77V89H76ZM93 90H94V89H92V91H93ZM99 90H100V89H99ZM107 90H108V91H107ZM117 90H118V89H117ZM126 90H127V89H126ZM130 90H131V88H130ZM130 90H129V91H130ZM139 90H140V89H139ZM139 90H137V91L139 92ZM181 90H182V89H181ZM200 90H201V89H200ZM209 90H210V89H208V91H209ZM228 90H229V88H228ZM46 91H47V90H46ZM74 91H75V90H74ZM133 91H134V90H133ZM137 91H136V92H137ZM146 91H145V92H146ZM148 91H149V90H148ZM151 91H152V90H151ZM156 91H157V90H156ZM186 91H187V90H186ZM193 91H194V90H193ZM197 91L199 92V90H197ZM210 91H211V90H210ZM220 91H221V90H220ZM226 91H227V90H226ZM246 91H247V90H246ZM28 92H29V91H28ZM35 92H36V91H35ZM68 92H70V91H68ZM97 92H94V93H97ZM120 92L123 93V91H120ZM126 92H127V91H126ZM130 92H131V91H130ZM145 92H143V93L145 94ZM153 92H155V90L152 91L151 95L154 94ZM191 92H192V91H191ZM221 92H222V91H221ZM10 93H11V92H10ZM15 93H16V92H15ZM15 93H13V94H15ZM40 93H41V92H40ZM61 93H62V92H61ZM64 93H65V92H64ZM70 93H71V92H70ZM73 93H74V92H73ZM75 93H76V92H75ZM139 93H141V92H139ZM139 93H138V94H139ZM143 93H142V94H143ZM173 93H174V92H173ZM178 93H179V92H178ZM180 93H181V92H180ZM189 93H190V92H189ZM193 93H197V92L194 91ZM203 93H204V92H203ZM1 94H2V93H1ZM11 94H12V93H11ZM11 94H10V97H11ZM100 94H99V95H98V94H94V95H95V97H96L97 95H98V97H100V96H101ZM116 94H117V93H116ZM119 94H120V93H119ZM131 94H132V93H131ZM144 94H143V95H144ZM147 94H148V92H147ZM147 94H146V95H147ZM162 94H164V92H163ZM185 94H186V92H185ZM190 94H191V93H190ZM231 94H232V92H231ZM241 94H243V93H241ZM15 95H16V94H15ZM34 95H35V94H34ZM36 95H38V94H36ZM59 95H60V94H59ZM67 95H69V94H67ZM84 95H85V96H84ZM110 95H111V96H110ZM113 95H115V94H113ZM123 95L125 96V99H128V98H126V97H127L126 94H122V95L120 96L121 99L124 97ZM132 95L134 96L135 93L132 94ZM132 95H130V96H132ZM151 95H149V96L151 97ZM173 95H174V94H173ZM176 95H177V94H176ZM187 95H188V94H187ZM194 95H195V94H194ZM205 95H206V94H205ZM205 95H203V97H204ZM217 95H218V94H217ZM228 95H229V94H228ZM244 95H245V94H244ZM39 96H41V95H39ZM65 96H66V95H65ZM65 96H64V97H65ZM90 96H91V95H89V97H90ZM128 96H129V95H128ZM144 96H145V95H144ZM144 96H143V97H144ZM163 96L165 97V94H164ZM174 96H175V95H174ZM185 96H186V95H185ZM195 96H196V95H195ZM195 96H194V97H195ZM201 96H202V95H201ZM208 96H209V95H208ZM229 96L232 97V95H229ZM28 97H29V96H28ZM31 97H32V96H31ZM31 97H30V99H31ZM95 97H93V98H95ZM112 97H114V96H112ZM118 97H119V95H118ZM120 97H119V98H120ZM153 97H154V95H153ZM189 97H190V96H189ZM191 97H192V96H191ZM198 97H199V96H198ZM203 97H201V98H203ZM211 97H212V96H211ZM26 98H27V97H26ZM68 98H69V96H68ZM70 98H71V96H70ZM74 98H77V97H74ZM74 98H72V99H74ZM91 98H92V97H91ZM100 98H101V97H100ZM110 98H109V99H110ZM115 98H117V97H115ZM136 98H137V97H136ZM159 98H160V97H159ZM172 98H173V96H172ZM179 98H180V97H179ZM184 98H185V97L183 96V99H184ZM199 98H200V97H199ZM204 98H205V97H204ZM215 98H216V97H215ZM225 98H226V97H225ZM229 98H230V97H229ZM248 98H249V97H248ZM34 99H35V98H34ZM62 99H63V97H62ZM88 99H89V98H88ZM98 99H99V98H98ZM98 99H97V100H98ZM190 99H191V98H190ZM242 99H243V98H242ZM11 100H12V99H11ZM68 100L71 101V99H68ZM91 100H92V99H91ZM93 100H94V99H93ZM114 100H116V99H114ZM117 100H119V99H117ZM128 100H130V98H129ZM146 100H147V99H146ZM146 100H145V101H146ZM196 100H197V98H196ZM196 100H195V102H198V100H197V101H196ZM215 100H216V99H215ZM224 100H225V99H224ZM0 101H1V100H0ZM7 101H8V100H7ZM12 101H13V100H12ZM64 101H65V100H64ZM70 101H66V102H69V103H70ZM81 101H82V100H81ZM88 101H89V102H86V103L89 105V108L87 107V111H88L89 109H91V112H92V106H90V104H89L91 101H90V100H88ZM100 101H101V100H98L97 102H100ZM107 101H108V100H107ZM109 101H110V100H109ZM121 101H124V99L121 100ZM121 101H119V103L116 102V101H115V102L118 103V106H119ZM136 101H137V99H136ZM138 101H140V100H138ZM143 101H144V100H143ZM164 101H163V102H164ZM191 101H194V99L191 100ZM191 101H190V102H191ZM221 101H222V100H221ZM250 101H251V100H250ZM19 102H20V101H19ZM62 102H63V101H62ZM66 102H65V103H66ZM101 102H103V101H101ZM101 102H100V103H101ZM115 102H114V103H115ZM140 102H142V100H141ZM170 102H171V101H170ZM178 102H179V101H178ZM178 102H177V103H178ZM185 102H186V101H185ZM199 102H200V101H199ZM199 102H198V103H199ZM247 102H248V101H247ZM257 102H259V101H257ZM23 103L26 104V101H24ZM72 103H73V100H72ZM83 103H84V102H83ZM93 103H95V105L97 106V104H96V99L94 100V102H93V101L91 102V105H92ZM104 103H105V101H104ZM111 103H112V102H111ZM124 103H125V102H124ZM138 103H139V102H138ZM175 103H176V102H175ZM193 103H194V102H193ZM202 103H203V101H202ZM205 103H207V102H205ZM249 103H250V102H249ZM59 104H60V103H59ZM70 104H71V103H70ZM70 104H69V106H70ZM87 104H86V105H87ZM105 104H106V103H105ZM107 104H108V103H107ZM152 104H153V103H152ZM207 104H208V103H207ZM213 104H214V103H213ZM226 104H227V103H225V105H226ZM250 104H251V103H250ZM5 105H6V104H5ZM20 105H21V103H20ZM26 105H27V104H26ZM102 105H103V103H102ZM102 105H100V106H102ZM115 105H116V104H115ZM146 105H147V104H146ZM146 105H145V106H146ZM179 105H181V104L179 103ZM185 105H188V103L185 104ZM194 105H195V103H194ZM194 105H193V106H194ZM198 105H199V104H198ZM220 105H221V103H220ZM57 106H58V103H57ZM93 106H94V105H93ZM96 106H94V107H96ZM100 106H99V107H100ZM118 106H117V107H118ZM124 106H125V105H124ZM143 106H144V105H143ZM149 106H150V105H149ZM163 106H166V103H164ZM190 106H191V105H189L188 108H190ZM245 106H246V105H245ZM22 107H23V106H22ZM22 107H20V108H22ZM55 107H56V106H55ZM99 107H98V109H99ZM104 107L107 108L106 105H105ZM108 107H109V106H108ZM113 107H115V106H113ZM113 107H112V105H111L110 110L112 109V110L115 111V109H119V108H121V107L119 106L118 108H114V109H113ZM131 107H132V106H131ZM152 107H153V106H152ZM171 107H172V106H171ZM171 107H170V108H171ZM176 107H177V105H176ZM178 107H179V106H178ZM186 107H187V106H186ZM195 107H196V106H195ZM56 108H57V107H56ZM100 108H101V107H100ZM138 108H139V107H138ZM162 108H163V107H162ZM174 108H175V107H174ZM179 108H182V106L179 107ZM188 108H187V109H188ZM198 108H199V107H198ZM201 108H202V106H201ZM219 108H220V107H219ZM233 108H234V107H233ZM22 109H23V108H22ZM22 109H21V110H22ZM28 109H29V108H28ZM67 109H68V108H67ZM85 109H86V108H85ZM95 109H96V108H95ZM101 109H103V108H101ZM104 109H105V108H104ZM129 109H131V108H129ZM167 109H168V108H167ZM167 109H166V110H167ZM176 109H177V108H176ZM191 109H192V108H191ZM199 109H200V108H199ZM204 109H205V108H204ZM223 109H224V108H223ZM257 109H258V108H257ZM19 110H20V109H19ZM54 110H55V109H54ZM61 110H62L63 112L65 111V110H63V109H61ZM99 110H100V109H99ZM99 110H98V111H99ZM108 110H109V109H108ZM127 110H128V109L126 108V106H125L122 110H119V111L116 110V111H118V112H116V113L114 112V113H115L114 116L111 115V113L113 114V112H110V111L108 112V111H107V112H106L107 115L110 114L111 117L108 115V116H105L106 118H104V119H103V116H102V115H104V114L106 115V113L104 112V111H106V109L103 110V111H102L103 113L101 112L102 114H101V116H100V117H101L100 119H101V121H102V119L104 120L103 123L105 122V124H106V128L104 127L106 130H105L104 128H101V126L98 124L99 122H101V121H98V120H97V119H98L97 116L100 115V112H99V114L96 113V114H97V115H96V119H95L94 117H90V120H93V119H91V118H94V120L98 121V123H96V121L94 122V125L91 123V121H89V123H91V124L93 125V127H94L96 124H98L97 126H100V128H101V129L99 128V129L101 130L100 132H102V129L105 130V133H107L106 131H107L108 129L110 130L109 132H111V131H112V130H111L112 127L115 126V128H116L117 125L119 126V124H121V123L123 122V119L126 117ZM136 110H137V109H136ZM148 110H149V109H148ZM171 110H172V109H171ZM189 110H190V109H189ZM200 110H201V109H200ZM207 110H208V109H207ZM218 110H219V109H218ZM50 111H51V110H50ZM94 111H96V110H94ZM98 111H97V112H98ZM145 111H146V110H145ZM175 111H176V110H175ZM180 111H182V109H181ZM193 111H195V109H194ZM232 111H233V110H232ZM247 111H248V110H247ZM262 111H263V110H262ZM10 112H11V111H10ZM18 112H19V111H18ZM22 112H23V110H22ZM69 112H70V110H69ZM69 112H68V113H69ZM128 112H129V111H128ZM167 112H170V111L167 110ZM172 112H173V111H172ZM172 112H171V113H172ZM191 112H192V111H191ZM219 112H220V111H219ZM20 113H21V112H20ZM53 113H54V112H53ZM55 113H57V111H56ZM72 113H73V112H72ZM153 113H154V112H153ZM201 113H202V112H201ZM201 113H200V114H201ZM231 113H232V112H231ZM256 113H257V112H256ZM256 113H255V114H256ZM6 114H7V113H6ZM63 114H64V113H63ZM65 114H66V113H65ZM65 114H64V115H65ZM85 114H86V112H85ZM88 114H91V113L88 111ZM165 114H166V111H165ZM167 114H168V113H167ZM175 114H176V113H175ZM180 114H181V113H180ZM183 114H185V113H183ZM193 114H195V112H194ZM207 114H208V113H207ZM241 114H242V113H241ZM55 115H56V114H55ZM69 115H70V114H69ZM69 115H68V116H69ZM86 115H87V114H86ZM86 115H85V116H86ZM185 115H186V114H185ZM185 115H184V116H185ZM208 115H209V114H208ZM211 115H212V114H211ZM238 115H239V114H238ZM242 115H243V114H242ZM244 115H245V114H244ZM246 115H247V114H246ZM19 116H20V115H19ZM46 116L49 117V115H46ZM53 116H54V115H53ZM60 116H61V114H60ZM75 116H76V115H75ZM75 116H74V117H75ZM85 116H84V117H85ZM87 116H88V115H87ZM89 116H90V115H89ZM91 116H93V115L91 114ZM153 116H154V115H153ZM153 116H152V117H153ZM171 116H172V115H171ZM180 116H181V115H180ZM197 116H198V115H197ZM225 116H226V114H225ZM236 116H237V115H236ZM44 117H45V116H44ZM58 117H59V116H58ZM63 117H64V116H63ZM167 117H169V116H167ZM174 117H175V115H174ZM185 117H187V116H185ZM185 117H184V119H185ZM203 117H204V116H203ZM208 117H209V116H208ZM226 117H227V116H226ZM245 117H246V116H245ZM4 118H5V117H4ZM17 118H18V117H17ZM50 118H51V117H50ZM60 118H61V117H60ZM85 118H86V117H85ZM153 118H154V117H153ZM175 118H176V117H175ZM212 118H213V117H212ZM212 118H211V119H212ZM47 119H48V118H47ZM51 119H52V118H51ZM66 119H67V117H66ZM70 119H71V118H70ZM88 119H89V118H88ZM155 119H156V118H155ZM186 119H187V118H186ZM189 119H190V118H189ZM240 119H241V118H240ZM52 120H53V119H52ZM68 120H69V117H68L67 121H68ZM124 120H125V119H124ZM153 120H154V119H153ZM156 120H157V119H156ZM163 120H164V119H163ZM191 120H192V119H190V121H191ZM231 120H232V119H231ZM236 120H237V119H236ZM0 121H1V120H0ZM62 121H63V120H62ZM62 121L60 120V122H62ZM84 121H85V119H84ZM137 121H138V120H137ZM215 121H216V120H215ZM245 121H246V120H245ZM51 122H52V121H51ZM53 122H55V120H54ZM57 122H58V121H57ZM63 122H65V121H63ZM63 122H62V123H63ZM81 122H83V121H81ZM188 122H189V120H188ZM192 122H193V121H192ZM195 122H196V121H195ZM240 122H241V121H240ZM0 123H1V122H0ZM12 123H13V122H12ZM83 123H85V122H83ZM83 123H82V124H83ZM86 123H88V121H87ZM147 123H148V122H147ZM147 123L145 124V126L148 125ZM155 123H156V121H154L153 124H152V123H151V124L149 123V124H150V127H149V126H148V127H149L150 130H151L152 126H153V128L155 127ZM159 123H160V122H159ZM166 123H167V122H166ZM176 123H178V122H176ZM184 123H185V121H184ZM190 123H191V122H190ZM213 123H214V122H213ZM220 123H221V122H220ZM242 123H243V122H242ZM13 124H14V123H13ZM46 124H47V123H46ZM53 124H54V123H53ZM67 124H69V123H67ZM91 124H90V125H91ZM124 124H125V123H124ZM163 124H164V123H163ZM182 124H183V123H182ZM208 124H209V123H208ZM60 125H62V124H60ZM83 125H84V124H83ZM83 125H82V126H83ZM85 125H87V124H85ZM90 125H89V126H90ZM101 125H102V124H101ZM180 125H181V123H180ZM187 125L189 126L188 123H187ZM16 126H17V125H16ZM65 126H66V124H65ZM67 126H68V125H67ZM102 126H103V125H102ZM109 126H110V127H109ZM145 126H144V127H145ZM164 126H166V125H164ZM168 126H169V125H168ZM168 126H167V127H168ZM221 126H222V125H221ZM18 127H19V126H18ZM42 127H43V126H42ZM53 127H54V126H53ZM58 127H59V126H58ZM63 127H64V126H63ZM85 127H86V126H85ZM146 127H147V126H146ZM146 127H145V128H146ZM148 127H147V128H148ZM229 127H230V126H229ZM240 127H241V125H240ZM23 128H24V127H23ZM31 128H33V127H31ZM47 128H49V127H47ZM75 128H76V125H75ZM75 128H74V129H75ZM77 128H78V126H77ZM86 128H89V127L87 126ZM206 128H208V127H206ZM18 129H19V128H18ZM65 129H66V128H65ZM91 129H92V128H89V129H88V132H89V130H91ZM95 129H96V127H95L94 130L92 131V133L94 132V134L97 133V132H95ZM99 129H98V131H99ZM113 129H114V128H113ZM124 129H125V127L122 128V131H123ZM168 129H169V128H168ZM172 129H173V128H172ZM172 129H171V130H172ZM180 129H181V128H180ZM187 129H188V128H187ZM208 129H209V128H208ZM31 130H32V129H31ZM42 130H43V129H42ZM49 130H50V128H49ZM53 130H54V129H53ZM63 130H64V129H63ZM67 130H68V129H67ZM70 130H71V132L73 131V129H70ZM146 130L148 131V129H146ZM164 130H166V129L164 128ZM198 130H199V129H198ZM9 131H10V130H9ZM11 131H12V130H11ZM57 131H58V130H57ZM75 131H76V129H75ZM75 131H74V132H75ZM84 131H85V130H84ZM84 131H83V132H84ZM115 131H116V129H115ZM144 131H145V130L143 129V132H144ZM160 131H161V130H160ZM169 131H170V130H169ZM182 131H183V129H182ZM185 131H186V130H185ZM185 131H184V132H185ZM214 131H215V129H214ZM239 131H240V130H239ZM32 132H33V131H32ZM51 132H52V131H51ZM71 132H70V133H71ZM77 132H78V131H77ZM83 132H82V135H83ZM88 132L85 131V133H87V134L90 135V133H88ZM161 132H162V131H161ZM186 132H187V131H186ZM186 132H185V133H186ZM206 132H207V131H206ZM27 133H28V131H27ZM29 133H30V132H29ZM67 133H68V132H67ZM102 133H103V132H102ZM114 133H115V132H114ZM121 133H122V132H121ZM139 133H140V132H139ZM139 133H138V134H139ZM163 133H165V132H163ZM166 133H167V131H166ZM187 133H188V132H187ZM23 134H24V133H23ZM31 134H32V133H31ZM68 134H69V133H68ZM94 134H93V135H94ZM100 134H101V133H100ZM100 134L98 135V138L101 136ZM103 134H104V133H103ZM103 134H102V136H103ZM111 134H113V133H111ZM118 134H119V133H118ZM138 134H137V135H138ZM142 134H143V133H141L140 135H141L142 137L144 136V137H146V138L150 135L149 138H148V139H149V140H148L149 142L147 141V143H146L145 140H147V139H145V138H144V141H141L143 138L141 139V136H138V137H140V139H141L140 142H141V143H142V142H145V143H143V144H145L146 147H148V146H147L148 143H150L149 146H152V141H153L152 139H153V136H154V130H152V132H151L150 134L147 133L148 136H146V133H145L144 135H142ZM203 134H205V133H203ZM26 135H27V134H26ZM58 135H59V134H58ZM70 135H71V134H70ZM74 135H75V136H74ZM74 135L72 134V136H74L73 138L75 139L76 134H74ZM79 135H80V134H79ZM89 135H86V134L83 135V136H86V138L88 137V138H87V141L89 140ZM108 135H109V134H108ZM119 135H120V134H119ZM133 135H134V134H133ZM137 135H136V136H137ZM167 135H168V134H167ZM169 135H170V134H169ZM189 135H190V134H189ZM205 135H206V134H205ZM217 135H218V134H217ZM13 136H14V135H13ZM62 136H63V135H62ZM96 136H97V135H96ZM96 136H95V138H96ZM127 136H128V135H127ZM185 136H186V135H185ZM30 137H31V136H30ZM38 137H39V136H38ZM38 137H37V139H38ZM43 137H44V136H42L41 139H42ZM65 137H66V136H65ZM91 137H92V136H91ZM91 137H90V139L93 138V137H92V138H91ZM105 137H106V136H105ZM115 137H117V136H115ZM150 137H151V141H150ZM167 137H169V136H167ZM170 137H171V136H170ZM170 137H169V138H170ZM188 137H189V136H188ZM199 137H200V136H199ZM10 138H12V137L10 136ZM55 138H56V136H55ZM62 138H63V137H62ZM81 138H83V137L81 136ZM101 138L104 139V137H100L99 139H101ZM175 138H176V137H175ZM231 138H232V137H231ZM7 139H9V138H7ZM12 139H13V138H12ZM96 139H97V138H96ZM96 139H94V141H95ZM171 139H172V138H171ZM197 139H198V138H197ZM210 139H211V138H210ZM26 140H27V138H26ZM53 140H54V139H53ZM59 140H60V139H59ZM59 140H58V141H59ZM77 140L79 141L80 139H77ZM85 140H86V139H85ZM85 140H84V141H85ZM97 140H98V139H97ZM97 140H96V141H97ZM106 140H108V139H106ZM111 140H113V139H111ZM115 140H116V138H115ZM132 140H133V139H132ZM132 140H131V141H132ZM156 140H157V139H156ZM162 140H163V139H162ZM215 140H216V138H215ZM23 141H25V140H23ZM71 141H72V140H71ZM87 141H85V144H86ZM90 141H91V140H89V142H90ZM98 141H99V140H98ZM126 141H127V140H126ZM135 141H136V139H135ZM157 141H158V140H157ZM163 141H164V140H163ZM172 141H173V140H172ZM45 142H47V141H45ZM59 142H60V141H59ZM63 142H64V141H63ZM100 142H101V141H100ZM100 142H99V143H100ZM164 142H165V141H164ZM174 142H175V141H174ZM23 143H24V142H23ZM41 143H42V142H41ZM52 143H53V142H52ZM68 143H69V142H68ZM79 143H80V142H79ZM81 143H83V142H81ZM94 143H95V142H94ZM94 143H92L91 145H93ZM138 143H139V139H138ZM176 143H177V142H176ZM203 143H204V142H202L201 145H203ZM62 144L65 145L66 143H62ZM71 144H72V143H71ZM95 144H96V143H95ZM95 144H94V145H95ZM97 144H98V143H97ZM108 144H109V143H108ZM128 144H129V143H128ZM159 144H160V143H159ZM183 144H184V143H183ZM195 144H196V143H195ZM199 144H200V143H199ZM199 144H198V145H199ZM13 145H14V144H13ZM13 145H12V146H13ZM39 145H40V144H39ZM64 145H63V146H64ZM66 145H67V144H66ZM76 145H77V144H76ZM79 145L82 146L81 144H79ZM86 145H87V144H86ZM91 145H90V146H91ZM94 145H93V146H94ZM101 145H102V144H101ZM106 145H107V144H104L103 146H106ZM155 145H156V144H155ZM157 145H158V144H157ZM167 145H168V144H167ZM169 145H171V144H169ZM31 146H32V145H31ZM42 146H43V145H42ZM55 146H56V145H55ZM63 146H62V147H63ZM73 146H74V145H73ZM87 146H89V145H87ZM112 146H113V145H112ZM125 146H127V144H126ZM129 146H130V145H129ZM131 146H132V142H131ZM131 146H130V147H131ZM133 146H134V145H133ZM135 146H136V145H135ZM135 146H134V147H135ZM137 146H138V144H137ZM140 146H141V144H140ZM153 146H154V145H153ZM176 146H177V145H176ZM187 146H188V144H187ZM219 146H220V145H219ZM225 146H226V145H225ZM10 147H11V145H10ZM13 147H14V146H13ZM18 147H19V146H18ZM24 147H25V146H24ZM60 147H61V146H60ZM64 147H65V146H64ZM64 147H63V150H59V151H62V152L64 151V153L61 152V154H65V151L68 150L67 148H66L67 150H65ZM66 147H67V146H66ZM78 147H79V146H78ZM83 147H84V143H83ZM122 147H123V146H122ZM130 147H129V148H130ZM143 147H144V145L141 146L142 149H143ZM146 147H145V148H146ZM189 147H190V146H189ZM8 148H9V147H8ZM14 148H15V147H14ZM19 148H20V147H19ZM19 148H18V149H19ZM21 148H22V147H21ZM27 148H29V147H27ZM47 148H48V146H47ZM51 148H53V147H51ZM73 148H75V147H73ZM73 148H72V149H73ZM84 148H85V147H84ZM88 148L90 149V147H88ZM88 148H87V149H88ZM92 148L94 149V147H92ZM100 148H101V146H100ZM100 148L98 147V148H95V149H100ZM103 148H105V147H103ZM124 148H126V147H124ZM131 148H132V147H131ZM135 148H136V147H135ZM16 149H17V148H16ZM36 149H38V148H36ZM41 149H42V148H41ZM78 149H79V148H77V150H78ZM132 149H134V148H132ZM132 149H131V150H132ZM12 150H13V149H12ZM49 150H50V149H49ZM73 150H74V149H73ZM80 150H83V149L81 148ZM91 150H92V149H91ZM103 150H104V149H102V151H103ZM106 150H107V149H106ZM120 150H121V149H120ZM124 150H125V149H124ZM165 150H167V149H165ZM186 150H187V149H186ZM196 150H197V149H196ZM2 151H3V150H2ZM39 151H40V149H39ZM57 151H58V150H57ZM78 151H79V150H78ZM84 151H85V152H81V153H80V151H79L80 154H79V153L76 154L77 157H76V160H74V162L76 161V165L74 166V169L72 170V173L75 174L76 177H77V175L79 174L78 171L80 170V167L83 165L82 162H84V161H85L86 163L88 162L87 165H88L89 163H90V164H94V165H92V166H95V163H96V161H95L96 159L94 158V157H96V156L93 157L95 160H93V158H92V156H93L94 154L92 155L91 152H92L93 150H92V151H90V150H87V151H86V148H85ZM94 151H95V150H94ZM102 151H100V152H102ZM127 151H128V150H127ZM148 151H149V149H147V153H148ZM176 151H177V150H176ZM176 151H173V152H176ZM178 151H179V150H178ZM216 151H217V150H216ZM14 152H15V151L13 150V152H10V153H14ZM22 152H23V151H22ZM50 152H51V151H50ZM73 152H74V151H72V153H73ZM76 152H77V151H76ZM103 152H104V151H103ZM103 152H102L101 154H103ZM129 152H130V151H129ZM132 152H133V151H131V154L129 153L130 155H129L128 157H126V158H129V157L132 155ZM182 152H183V151H182ZM7 153H9V152H7ZM7 153H6V155H7ZM10 153H9V154H10ZM35 153H36V152H35ZM37 153H39V152L37 151ZM42 153H43V152H42ZM52 153H53V152H52ZM93 153H94V152H93ZM97 153H98V152H97ZM141 153H142V152H141ZM141 153H140V154H141ZM147 153H146V155H147ZM176 153H177V152H176ZM3 154H4V153H2V155H3ZM17 154H18V153H16V156H17ZM20 154H21V153H20ZM39 154H40V153H39ZM48 154H50V153H48ZM56 154H57V153H56ZM98 154H99V153H98ZM101 154H100V155H101ZM140 154H139V155H140ZM142 154H143V153H142ZM144 154H145V153H144ZM10 155H11V154H10ZM12 155H13V154H12ZM34 155H35V154H34ZM50 155H52V154H50ZM57 155H58V154H57ZM59 155H60V154H59ZM59 155H58V156H59ZM95 155H96V154H95ZM100 155H99V156H100ZM118 155H119V154H118ZM123 155H125V154L123 153ZM127 155H128V154H127ZM184 155H185V154H184ZM0 156H1V153H0ZM43 156H44V154H43ZM60 156L62 157V155H60ZM101 156H102V155H101ZM115 156H116V155H115ZM133 156H134V155H133ZM135 156H137V155H135ZM143 156H145V155H142V156L140 155V157H143ZM31 157H32V155H31ZM119 157H120V156H119ZM146 157H147V156H146ZM6 158H7V157H6ZM9 158H10V157H9ZM17 158H18V157H17ZM44 158H45V157H44ZM62 158H64V156H63ZM65 158H66V157H65ZM65 158L63 159V161L66 160ZM97 158H98V157H97ZM122 158H123V157H122ZM122 158H121V159H122ZM131 158H132V157H131ZM151 158H153V156H152ZM228 158H229V157H228ZM11 159H12V158H11ZM39 159H40V158H39ZM47 159H48V157H47ZM54 159H56V158L54 157ZM54 159H53V160H54ZM99 159H100V157H99ZM117 159H118V156H117ZM123 159H124V158H123ZM129 159H130V158H129ZM133 159H134V158H133ZM133 159H132V160H133ZM139 159H140V158H139ZM139 159H135V160H137V162H138ZM143 159H145V158H141L140 160H143ZM154 159H155V158H154ZM202 159H203V158H202ZM4 160H6V162H8L10 159L8 160V158H7V159H4ZM4 160H3V161H4ZM57 160H58V159H57ZM59 160H60V158H59ZM135 160H134V161H135ZM0 161H1V160H0ZM12 161H13V160H12ZM29 161H30V160H29ZM32 161H33V160H32ZM35 161H36V159H35ZM39 161H40V160H39ZM55 161H56V160H55ZM63 161H62V159H61L60 162H63ZM117 161H119V160H117ZM127 161H128V160H126V161L124 160V161L122 162V160H121V162H122V164L124 165V167H125V163H126ZM134 161H133V162H134ZM144 161H146V160H144ZM144 161H142V162H144ZM166 161H167V160H166ZM225 161H226V160H225ZM20 162H21V161H20ZM30 162H31V161H30ZM37 162H38V160H37ZM115 162H116V161H115ZM135 162H136V161H135ZM135 162H134V163H135ZM137 162H136V163H137ZM168 162H169V161H168ZM38 163H39V162H38ZM48 163H49V162H48ZM57 163H59V162L57 161ZM108 163H109V162H108ZM117 163H118V162H117ZM134 163H133V164H134ZM138 163H139V162H138ZM138 163H137V165H138ZM140 163H141V161H140ZM165 163H166V162H165ZM0 164H2V163H0ZM8 164H9V163H8ZM40 164H41V163H40ZM54 164H56V163H54ZM110 164H111V163H110ZM115 164H116V163H115ZM127 164H128V163H127ZM127 164H126V165H127ZM141 164H144V163H141ZM145 164H147V163H145ZM159 164H160V163H159ZM169 164H170V163H169ZM4 165H5V164H4ZM20 165H21V164H20ZM20 165H19V166H20ZM27 165H28V164H27ZM33 165H34V164H33ZM35 165H36V164H35ZM52 165H53V164H52ZM60 165H64V163H63V164H60ZM107 165H108V164H107ZM107 165H106V166H107ZM128 165H129V164H128ZM131 165H132V163H131ZM153 165H155V163H154ZM165 165H166V164H165ZM215 165H216V164H215ZM5 166H8V165H5ZM5 166H4V168H5ZM12 166H13V165H12ZM19 166H18V167H19ZM113 166H114V165H113ZM119 166H120V165H119ZM121 166H122V165H121ZM133 166H134V165H133ZM158 166H159V165H158ZM27 167H28V166H27ZM40 167H41V166H40ZM61 167H62V166H61ZM99 167H100V166H99ZM114 167H115V166H114ZM114 167H113V168H114ZM138 167H139V166H138ZM144 167H145V166H144ZM198 167H199V166H198ZM209 167H210V166H209ZM230 167H231V166H230ZM2 168H3V167H2ZM4 168H3V170H4ZM33 168H34V167H33ZM45 168H46V167H45ZM53 168H54V167H53ZM81 168H82V167H81ZM107 168H108V167H107ZM118 168H119V167H118ZM126 168H127V167H126ZM136 168H137V167H136ZM136 168H135V169H136ZM227 168H228V167H227ZM13 169L17 170L18 168L16 169V166H15V168H13ZM23 169H24V168H23ZM48 169H49V168H48ZM115 169H116V168H115ZM132 169H133V168H132ZM132 169H131V171H132ZM144 169H145V168H144ZM163 169H164V168H163ZM189 169H190V168H189ZM225 169H226V167H225ZM0 170H1V168H0ZM6 170H7V169H6ZM58 170H59V169H58ZM84 170H86V169H84ZM112 170H113V169H112ZM119 170H120V169H119ZM139 170H140V169H139ZM139 170H138V171H139ZM151 170H152V168H151ZM161 170H162V169H161ZM169 170H170V169H169ZM196 170H197V169H196ZM11 171H12V170H11ZM38 171H40V169H39ZM60 171H61V169H60ZM80 171H81V170H80ZM126 171H127V170H126ZM133 171H134V170H133ZM133 171H132V172H133ZM138 171H137V173H138ZM142 171H143V170H142ZM144 171H146V170H144ZM147 171H148V170H147ZM152 171H153V170H152ZM28 172H29V171H28ZM33 172H34V171H33ZM66 172H67V171H66ZM106 172H107V171H106ZM139 172H140V171H139ZM159 172H160V171H159ZM6 173H7V172H6ZM10 173H11V172H10ZM24 173H25V170H24ZM49 173H50V172H49ZM84 173H85V172H84ZM96 173H97V172H96ZM113 173H115V172H113ZM121 173H122V172H121ZM146 173H147V172H146ZM146 173H145V176L148 177V175H146ZM151 173H152V172H151ZM11 174H12V173H11ZM13 174L15 175V173H13ZM22 174H23V172H22ZM37 174H38V173H37ZM57 174H58V173H57ZM62 174H63V173H62ZM73 174H72V175H73ZM76 174H77V175H76ZM116 174H117V173H116ZM118 174H119V173H118ZM125 174H126V172H125ZM127 174H128V173H127ZM129 174H130V173H129ZM172 174H173V173H172ZM8 175H9V174H8ZM23 175H24V174H23ZM31 175H32V173H31ZM97 175H98V174H97ZM161 175H162V174H161ZM6 176H7V175H6ZM15 176H16V175H15ZM15 176H14V178H16ZM29 176H30V175H29ZM29 176H28V178H29ZM75 176H74V177H75ZM94 176H95V175H94ZM151 176H152V175H151ZM163 176L165 177V175H163ZM1 177H2V176H1ZM42 177H43V175H42ZM56 177H57V176H56ZM76 177H75V178H76ZM89 177H90V175L88 176V178H89ZM106 177H108V176L106 175ZM124 177H126V176H124ZM129 177H130V175H129ZM129 177H128V179H129ZM137 177H138V175H137ZM147 177H146V178H147ZM168 177H169V176H168ZM175 177H176V176H175ZM2 178H3V177H2ZM6 178H7V177H6ZM22 178H23V177H22ZM36 178H38V177H36ZM75 178H74V180H75ZM88 178H87V179H88ZM92 178H94V177H92ZM118 178H119V177H118ZM120 178H121V177H120ZM144 178H145V177H144ZM144 178H143V181H144ZM10 179H11V178H10ZM12 179H13V177H12ZM16 179H17V178H16ZM48 179H49V178H48ZM78 179H80V178H79V175H78ZM94 179H95V178H94ZM94 179H91L92 182L94 181ZM109 179H110V178H109ZM114 179H117V178H114ZM122 179H123V178H122ZM148 179H149V178H148ZM163 179H164V178H163ZM182 179H183V178H182ZM0 180L3 181V180H8V179H5V178H4V179H1V178H0ZM31 180L33 181V179H31ZM41 180H42V179H41ZM62 180H63V178H62ZM88 180H90V178H89ZM88 180H87V182H89ZM117 180H118V179H117ZM131 180H132V179H131ZM152 180H153V179H152ZM166 180H167V178H166ZM166 180H164V181H166ZM183 180H184V179H183ZM16 181H17V180H16ZM16 181H15L14 183H17ZM22 181H23V180H22ZM38 181H39V179H38ZM71 181H72V180H71ZM106 181H108V179H107ZM121 181H122V180H121ZM124 181H125V180H124ZM137 181H138V179H137ZM140 181H141V179H140ZM149 181H150V179H149ZM154 181H155V180H154ZM154 181H153V182H154ZM172 181H173V180H172ZM179 181H180V180H179ZM3 182H5V181H3ZM6 182H7V181H6ZM8 182H9V180H8ZM61 182H63V181H61ZM74 182H75V181H74ZM78 182H79V181H78ZM92 182L90 181L91 184H92ZM122 182H123V181H122ZM131 182H132V181H131ZM131 182H130V179H129V180H126V182H125L126 184H125V183H122V184H121V185L125 184L124 187L120 190L121 193L119 192V195L121 196V199H119V200H120L119 202H120L121 204L123 203V206H120L121 204L118 203V204H120V205H119L120 207L117 208V210H116L115 208H113V206H115L117 203L114 204L113 206H112V205L109 206V202H107V201L105 202L104 200H103V202H100V201H99V199L102 197V196H101V193H102L101 190H100V194L95 190V191L98 193L97 195H100L101 197L99 196V198H98L96 201H95V199H96L97 197H95V198L92 199L91 202H89V199L91 198L92 194H91V196H90V194H87V193H89V191H90V190H89V189H90L89 187H91V186H90L91 184H89V183L85 184V183H84L85 186L83 185V186L81 187V190H80V192H81V193H80V198L82 197V204H84V217H83V219H84V225L88 227V229H89L88 231H90V237L93 236V238H94V233L96 234L97 231H100V230L102 231V228H103L104 226H106L107 223H109V227H110V222H112V221L115 222V221H120V220H123V219L127 220V219L129 218V214H130V213H129V210H130V206L133 205V204H132V202H133L132 198L134 197V196L132 197V195H133L132 193H135V192H136V188H137V187L135 186V184H133L134 182H132V183H131ZM151 182H152V181H151ZM0 183H2V182H0ZM12 183H13V182H12ZM14 183H13V185L15 186L16 184H14ZM38 183H39V182H38ZM94 183L96 184V182H93V185H95ZM105 183H106V182H105ZM138 183H139V182H138ZM187 183H188V182H187ZM2 184H3V183H2ZM9 184H10V183H8V184H6V185L8 186ZM28 184H29V182H28ZM31 184H32V183H31ZM71 184H73V183H70V185H71ZM75 184H76V183H75ZM82 184H83V183H82ZM88 184H89V186H88ZM145 184H146V181H145ZM149 184H150V183H149ZM3 185H4V184H3ZM3 185H2V186H3ZM10 185H11V184H10ZM10 185H9V186H10ZM29 185H30V184H29ZM86 185H87L88 187H87ZM121 185H120V186H121ZM138 185H139V187H140V184H138ZM169 185H170V184H169ZM177 185H178V184H177ZM187 185H188V184H187ZM2 186H1V187H2ZM9 186H8V187H9ZM16 186H17V185H16ZM102 186H103V185H102ZM105 186H106V185H105ZM105 186L102 187V188H104V189L101 188V189L103 190L104 193H105L104 190H107V188H106L107 186H106V187H105ZM159 186H160V184H159ZM3 187L5 188V186H3ZM58 187H59V186H58ZM71 187H72V186H71ZM71 187L68 186L67 188H71ZM134 187H136L135 190H134L135 192L133 191ZM179 187H180V186H179ZM9 188H10V187H9ZM13 188H14V187H13ZM15 188H16V187H15ZM67 188H66V189H67ZM91 188H92V187H91ZM105 188H106V189H105ZM117 188H118V187H117ZM151 188H152V187H151ZM25 189H26V188H25ZM35 189H36V188H35ZM48 189H49V188H48ZM50 189H51V188H50ZM50 189H49V190H50ZM74 189H75V188H74ZM74 189H73V190H74ZM93 189H95L94 186H93ZM93 189L91 190V192L93 191ZM157 189H158V188H157ZM28 190H29V189H28ZM57 190H58V188H57ZM76 190H77V189H76ZM85 190H87V191H85ZM88 190H89V191H88ZM115 190H116V189H115ZM118 190H119V189H118ZM131 190H132L133 192H132ZM139 190H140V189H139ZM141 190H143V189H141ZM180 190H181V189H180ZM9 191H10V190H9ZM11 191L13 192V190H11ZM17 191H18V190H17ZM32 191L34 192V190H32ZM32 191H31V192H32ZM46 191H47V190H46ZM55 191H56V190H55ZM55 191H54V193H55ZM67 191H69V190H67ZM98 191H99V190H98ZM110 191H111V190H110ZM137 191H138V190H137ZM144 191H145V190H144ZM155 191H156V190H155ZM2 192H3V191H2ZM12 192H10V194H11ZM44 192H45V190H44ZM49 192H50V191H49ZM57 192H58V191H57ZM91 192H90V193H91ZM140 192H141V191H140ZM142 192H143V191H142ZM146 192H147V191H146ZM167 192H168V190H167ZM4 193H5V192H4ZM8 193H9V192H8V190H7V195H8ZM15 193H16V192H15ZM15 193H14V194H15ZM24 193H25V192L23 191V194H24ZM39 193H40V191H39ZM45 193H46V192H45ZM67 193H68V192H67ZM94 193H95V192H94ZM113 193H114V192H113ZM56 194H57V193H56ZM63 194H65V193H63ZM74 194H75V192H74ZM95 194H96V193H95ZM105 194H106V193H105ZM140 194H141V193H140ZM140 194L138 193V194H136V195H140ZM5 195H6V194H4V196H5ZM37 195H38V194H37ZM37 195H36V196H37ZM66 195H67V194H66ZM76 195H77V194H76ZM76 195H75V196H76ZM97 195H94V194H93V196H97ZM102 195H103V193H102ZM134 195H135V194H134ZM149 195H151V194H149ZM149 195H148V196H149ZM155 195H156V194H155ZM158 195H159V194H158ZM168 195L170 196V194H168ZM13 196H14V195H13ZM13 196H12V197H13ZM88 196H89V199H88ZM93 196H92V197H93ZM103 196H104V195H103ZM112 196H113V194H112ZM115 196H117V195H115ZM115 196H114V198H116ZM120 196H119V198H120ZM144 196H145V195H144ZM165 196H166V195H165ZM66 197H67V196H66ZM104 197H105V196H104ZM104 197H103V199H104ZM27 198H28V197H27ZM29 198H30V197H29ZM38 198H40V196H39ZM75 198H76V197H75ZM107 198H108V197H107ZM117 198H118V197H117ZM147 198H148V197H147ZM8 199H9V198H8ZM11 199H12V198H11ZM15 199H16V197H15ZM67 199H68V198H67ZM71 199H72V198H71ZM105 199H106V198H105ZM171 199H172V198H171ZM28 200H29V199H28ZM34 200H37V199H34ZM61 200H62V199H61ZM69 200H70V199H69ZM69 200H68V201H69ZM107 200H108V199H107ZM11 201H12V200H11ZM11 201H10V202H11ZM16 201H17V200H16ZM101 201H102V200H101ZM108 201H109V200H108ZM134 201H136V200H134ZM139 201H140V200H139ZM141 201H142V200H141ZM4 202L7 203V201H5V200H4ZM29 202H30V200H29ZM33 202H34V201H33ZM37 202H39V201H37ZM37 202H36V204H37ZM60 202H61V201H60ZM64 202H65V201H64ZM66 202H67V201H66ZM97 202H99V203H97ZM111 202H112V201H111ZM111 202H110V203H111ZM113 202H114V200H113ZM117 202H118V201H117ZM137 202H138V201H137ZM15 203H16V202H15ZM67 203H68V202H67ZM67 203H66V204H67ZM134 203H135V202H134ZM140 203H141V202H140ZM143 203H144V202H143ZM2 204H3V202H1V200H0V211H2L3 208H5V206L2 207ZM4 204H5V203H4ZM138 204H139V203H138ZM138 204H137V205H138ZM148 204H149V203H148ZM159 204H160V203H159ZM5 205H6V204H5ZM100 205H101V207H102L103 209L101 208L102 210H100V212L98 213V210H99V208H100ZM106 205H107V206H106ZM140 205H141V204H140ZM33 206H35V204H34ZM41 206H42V204H41ZM65 206H66V205H65ZM70 206H71V205H70ZM105 206H106V207H105ZM117 206H118V205H117ZM149 206H150V204H149ZM152 206H153V205H152ZM25 207H26V206H25ZM25 207L23 206V208H25ZM60 207H61V206H60ZM134 207H136V206H134ZM137 207H138V206H137ZM139 207H140V206H139ZM65 208H67V207H65ZM75 208H76V207H75ZM75 208L73 207V209H75ZM77 208H78V207H77ZM140 208H141V207H140ZM143 208H144V207H143ZM6 209H7V208H6ZM114 209H115V210H114ZM156 209H157V208H156ZM13 210H14V209H13ZM141 210H142V209H141ZM6 211H7V210H6ZM34 211H35V210H34ZM63 211H64V210H63ZM74 211H75V210H74ZM138 211H139V210H138ZM166 211H167V210H166ZM12 212H13V211H12ZM56 212H57V211H56ZM58 212H59V211H58ZM65 212H66V211H65ZM71 212H72V211H71ZM130 212H131V211H130ZM141 212H142V211H141ZM2 213H3V212H2ZM13 213H14V212H13ZM28 213H29V212H28ZM62 213H63V212H62ZM68 213H69V212H68ZM68 213H67V214H68ZM128 213H129V214H128ZM136 213H138V212H136ZM157 213H158V212H157ZM168 213H169V212H168ZM6 214H7V213H6ZM6 214H5V215H6ZM8 214H10V213H8ZM39 214H40V213H39ZM72 214H73V213H72ZM74 214H75V213H74ZM74 214H73V216H74ZM5 215H4V217H5ZM59 215H60V213H59ZM65 215H66V214H65ZM134 215H135V214H134ZM1 216H2V218H3V215H1ZM1 216H0V217H1ZM55 216H56V215H55ZM60 216H63V215H60ZM75 216H76V215H75ZM6 217H7V216H6ZM21 217H22V216H21ZM70 217H72V216H70ZM134 217H135V216H134ZM151 217H152V216H151ZM2 218H1V219H2ZM8 218H10V217H8ZM63 218H64V217H63ZM65 218H67V217H65ZM130 218H131V216H130ZM130 218H129V219H130ZM149 218H150V217H149ZM154 218H155V217H154ZM1 219H0V220H1ZM3 219H4V218H3ZM5 219H6V218H5ZM26 219H27V218H26ZM131 219H132V218H131ZM141 219H142V218H141ZM19 220H21V218H19ZM35 220H36V219H35ZM38 220H40V219H38ZM57 220H58V219H57ZM59 220H60V219H59ZM137 220H138V218H137ZM3 221H4V220H2V222H3ZM74 221H77V220H74ZM78 221H79V220H78ZM135 221H136V220H134V222H135ZM4 222H5V221H4ZM7 222H9V219L7 220ZM26 222H27V221H26ZM28 222H29V221H28ZM39 222H40V221H39ZM114 222H112V223L115 224ZM126 222H127V221H126ZM130 222H131V221H130ZM142 222H143V221H142ZM19 223H20V221H19ZM30 223H31V222H30ZM68 223H70V221H69ZM112 223H111V225H112ZM117 223H118V222H117ZM0 224H1V223H0ZM7 224H8V223H7ZM52 224H53V223H52ZM55 224H56V223H55ZM73 224H74V223H73ZM119 224H120V223H119ZM131 224H132V222H131ZM2 225H3V224H2ZM4 225H5V224H4ZM16 225H17V224H16ZM69 225H70V224H69ZM115 225H116V224H115ZM5 226H6V225H5ZM55 226H56V225H55ZM57 226H58V225H57ZM59 226H60V224H59ZM107 226H108V225H107ZM124 226H125V225H124ZM128 226H130V225H128ZM131 226H132V225H131ZM133 226H134V225H133ZM0 227H1V226H0ZM114 227H115V226H114ZM117 227H118V225H117ZM117 227H116V228H117ZM1 228H3V227H1ZM1 228H0V232L2 233L3 230L1 231ZM17 228H18V226H17ZM72 228H73V227L71 226V228H70V229L72 230V231L70 230L71 232H69V231L67 230L68 232H66L67 234H66V238H65V239H66V245L69 246V247L72 246V243H73L74 239L77 238V236L79 235V223H78V224H75L74 228H73V229H72ZM106 228H107V227H104L105 230H106ZM110 228H111V227H110ZM125 228H126V227H125ZM132 228H133V227H132ZM135 228H136V227H135ZM26 229H27V228H26ZM58 229H59V228H58ZM63 229H64V227H63ZM63 229H61V230H63ZM104 229H103V230H104ZM112 229H113V227H112ZM118 229H119V228H118ZM118 229H117V230H118ZM123 229H124V228H123ZM128 229H129V228H128ZM4 230H5V227H4ZM105 230H104V231H105ZM113 230H114V229H113ZM113 230H110V232H112ZM126 230H127V229H126ZM129 230H130V229H129ZM48 231H49V230H48ZM59 231H60V229H59ZM108 231H109V229H108ZM130 231H131V230H130ZM21 232H22V231H21ZM21 232H20V233H21ZM60 232H61V231H60ZM106 232H107V230H106ZM110 232H109V233H110ZM116 232H117V231H116ZM124 232H125V231H124ZM126 232H129V231H126ZM131 232H132V231H131ZM52 234H53V232H52ZM62 234H63V232H62ZM97 234H98V233H97ZM105 234H106V233H105ZM116 234H117V233H116ZM133 234H134V233H133ZM20 235H21V234H20ZM24 235H25V234H24ZM46 235H47V234H46ZM109 235H110V234H109ZM113 235H115V233H113ZM135 235H136V234H135ZM2 236H3V233H2ZM2 236H0V238H1ZM26 236H27V235H26ZM96 236L99 237V235H96ZM100 236H103V235H100ZM118 236H119V235H118ZM127 236H128V235H127ZM129 236H130V235H129ZM131 236H132V235H131ZM131 236H130V237H131ZM3 237H4V236H3ZM3 237H2V238H3ZM6 237H7V235H6ZM17 237H18V236H17ZM21 237H22V236H21ZM52 237H53V236H52ZM55 237H56V236H55ZM58 237H59V236H58ZM58 237H57V238H58ZM103 237H104V236H103ZM103 237H102V238H103ZM115 237H117V236H115ZM123 237H124V235H123ZM125 237H126V236H125ZM53 238H54V237H53ZM59 238H60V237H59ZM62 238H63V237H62ZM109 238H110V237H109ZM127 238H128V237H127ZM4 239H5V238H4ZM4 239H3V240H4ZM15 239H16V238H15ZM96 239H97V238H96ZM96 239H95V240H96ZM115 239H116V238H115ZM130 239H131V238H130ZM3 240H2V241H3ZM19 240H20V238H19ZM54 240H55V239H54ZM91 240H92V239H91ZM91 240H90V241H91ZM102 240H103V239H102ZM107 240H108V239H107ZM117 240H118V238H117ZM117 240H116V241H117ZM125 240H126V239H125ZM17 241H18V240H17ZM82 241H83V240H82ZM98 241H99V240H98ZM98 241H97V242H98ZM126 241H127V240H126ZM0 242H1V240H0ZM18 242H19V241H18ZM18 242H17V243H18ZM44 242H45V241H44ZM53 242H54V241H53ZM100 242H101V241H100ZM104 242H105V241H104ZM113 242H114V241H113ZM132 242H133V241H132ZM91 243H92V242H90L89 244H91ZM93 243H94V242H93ZM95 243H96V242H95ZM101 243H102V242H101ZM109 243H110V241H109ZM122 243H123V242H122ZM57 244H58V242H57ZM96 244H97V243H96ZM66 245H65V246H66ZM111 245H112V244H111ZM116 245H117V244H116ZM118 245H119V244H118ZM123 245H124V244H123ZM127 245H129V244H127ZM91 246H92V245H91ZM97 246H98V245H97ZM97 246H95V247H97ZM112 246H113V245H112ZM112 246H111V247H112ZM15 247H16V246H15ZM48 247H49V246H48ZM63 247H64V245H63ZM72 247H73V246H72ZM83 247L85 248V249L83 248V249H84V252L82 251L83 253L81 254V257L79 256V259H78L79 261H78L77 263L80 262L81 264H90V259H91V261H92V259L94 258V257L90 258V254H91L92 251L94 252V251H96V250L89 251L90 247H89V249H88V244H87L86 246H83ZM123 247H124V246H123ZM66 248H67V247H66ZM51 249H52V248H51ZM56 249H57V248H56ZM97 249H98V248H97ZM101 249H102V248H101ZM101 249H100V250H101ZM112 249H114V248H112ZM126 249H127V248H126ZM126 249H125V250H126ZM15 250H16V249H15ZM127 250H129V248H128ZM102 251H103V250H101V252H102ZM104 251H105V249H104ZM1 252H2V251H1ZM1 252H0V254H1ZM20 253H21V252H20ZM64 253H65V252H64ZM67 253H68V252H67ZM67 253H66V254H67ZM77 253H78V252H77ZM96 253H97V252H96ZM115 253H116V252H115ZM119 253H120V252H119ZM105 254H106V253H105ZM92 255H93V254H92ZM92 255H91V256H92ZM125 255H126V254H125ZM19 256H20V255H19ZM27 256H28V255H27ZM104 256H105V255H104ZM20 257H21V256H20ZM67 257H68V256H67ZM97 257H98V256H97ZM128 257H129V256H128ZM101 258H102V255H101ZM108 258H109V257H108ZM108 258H107V255H106V258H105V259H108ZM126 258H127V257H126ZM68 259H69V258H68ZM80 259H81V261H80ZM102 259H103V258H102ZM112 259H113V258H112ZM124 259H125V258H124ZM124 259H123V261H124ZM29 260H30V259H29ZM76 260H77V258H76ZM113 260H115V259H113ZM130 260H132V258H131ZM130 260H129V261H130ZM164 260H165V259H164ZM32 261H33V260H32ZM60 261H61V260H60ZM67 261H68V260H67ZM94 261H95V260H94ZM129 261H128V262H129ZM29 262H30V261H29ZM64 262H65V261H64ZM120 262H121V261H120ZM58 263H59V260H58ZM65 263L67 264V262H65ZM80 263H79V264H80ZM92 263H93V262H92ZM95 263L98 264L97 262H95ZM101 263H102V262H101ZM114 263H115V262H114ZM160 263H161V262H160ZM60 264H62V263H60ZM112 264H113V263H112Z\"/></svg>", "mask_w": 264, "mask_h": 264}]
</instances>
